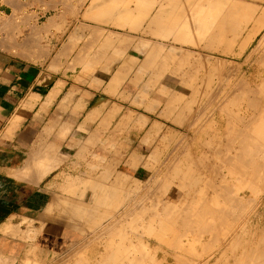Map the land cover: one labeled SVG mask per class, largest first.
<instances>
[{
	"label": "crops",
	"instance_id": "obj_1",
	"mask_svg": "<svg viewBox=\"0 0 264 264\" xmlns=\"http://www.w3.org/2000/svg\"><path fill=\"white\" fill-rule=\"evenodd\" d=\"M168 1L170 0H137V2L136 0H3V4L0 10L1 256L5 258H12L14 260H19L21 259V256H23V253H25L26 250L33 249L39 252L41 258H45L44 260L40 261L42 262V264H50L53 258L57 257V255H59L60 253V250L63 249V246L67 242L66 237L74 234V230L70 229L67 225L62 223V219L65 218L62 216V213L58 212L59 209H57V212H55L54 215L48 214L47 211L52 203H58V201H60L61 203L63 200L60 198L62 197L65 198L66 201L76 202V200L72 199L70 195H62V191L60 189L63 187H76V179L74 177L76 176L78 178V176L72 173L71 171L77 170L78 165L76 160L70 159L63 163L65 164V166H63V164L61 163V165L57 167V165L61 161L56 159L55 154H49L50 158L49 156L44 158L43 154H46V151H44V149L47 142H55L54 140L61 138L63 131L70 132V135H67L66 138H89L92 136V138H94V125H92L91 130H88V136H80V132L77 128H87L90 126V124H97L100 122L116 123L117 121L122 123L124 122L123 120H125L124 123L130 121V123L135 124L143 122L151 123L152 121L156 122L155 120L161 123L165 122L164 119H160L158 116L160 109L162 108V106H158V104L160 103V97L158 92H166L169 90L167 84L168 75L174 74L175 72L173 71V69L176 68V66L174 65L175 63L173 62L174 57L171 62L172 64L169 62V60H171L170 58L173 56L175 50L179 49V51H182L183 49H186V8L183 7L185 6L184 4L186 3V0H180L181 2L179 0H171L173 3L177 2L181 6V8L177 3H174L176 6L175 7L171 1ZM116 3H120V9L118 8L119 6L116 5ZM170 3L172 5H170ZM126 7H128L129 9L127 10ZM150 8L151 10H149ZM162 8H165L166 12L165 9L163 10ZM173 8H176V10L174 11ZM158 9H161L159 10V13ZM168 10L169 13H167ZM181 10L183 12L185 11V13L182 14L183 12L181 13ZM146 11L148 12L143 13ZM172 11L174 12L172 13ZM129 12L130 14H128ZM178 12L179 14L181 13L180 16ZM131 13L133 14L131 15ZM138 13H142L143 15H140ZM154 13L155 15L152 16V19L151 15ZM160 13H164L163 18L162 15L160 16ZM114 14H116V17ZM172 14L173 16L171 18H173L172 20L174 23H171L172 20L170 17H168ZM100 15L102 17H99ZM133 15H136V17H134ZM182 15L185 16V20ZM144 16H146V18H144ZM157 16L160 19H158ZM164 16H166L165 19ZM174 16L176 17V20L174 19ZM141 18L142 20L143 18L146 20L142 21ZM161 19H163L164 22L158 23V21H161ZM130 20H132L134 23H132V21ZM150 20L154 21L151 23ZM219 20V22H221L223 26L221 25V23L218 22V20H216V22H218L222 26V28H225V25L228 24L226 26V30L228 29L229 35L224 34L226 30H224L223 28V31L218 23L212 24L211 26H213V28H216L213 32L212 30L210 31L211 36H209L210 34H208L206 38L207 41H205L207 44L209 43L208 46H211L210 48L212 49L214 48L215 45L213 44H216L217 39L222 40V38H220L223 37L222 35L227 37L233 36L234 39L239 36V30H236V28L239 27L238 19L235 18L234 21L231 19L232 24L230 23L231 21L229 22V20L225 23L221 21V19ZM138 22L141 26H139ZM184 23L185 26H183ZM136 24L138 25V27ZM144 25L146 26V28ZM171 26L173 28H171ZM99 27L100 29H98ZM151 27L157 28H155L156 30L154 31V29H150ZM231 27L232 30L229 29ZM170 29L171 31L173 30L171 34L168 33L170 32ZM149 30L151 31L149 32ZM152 30L154 31V34L152 33ZM157 30L160 33L156 32ZM216 30L218 34L215 32ZM145 31H147V33H144ZM248 31L250 30L248 29ZM119 32L120 35L118 37ZM113 33L116 36L113 35ZM123 33L128 34L129 36L124 35ZM150 33L153 34L152 37ZM163 33H165V36H167L165 37ZM214 33L218 36H214ZM105 34L106 37L103 39ZM169 34L170 36H173L175 34V37L171 36L172 42L169 41L171 39ZM212 34L214 41L212 40ZM219 34H221V36ZM121 35L125 40L122 38ZM244 35L246 36L247 34L245 33ZM92 36H96L97 39L96 37L93 38ZM107 36L109 37V39ZM115 37L118 38L115 39ZM128 37H130L131 40L128 39ZM164 37L167 39H165ZM183 37L185 39H183ZM208 38H210L212 42ZM144 39L145 42H143ZM174 39L176 40V42H174ZM106 40L107 42L111 41L110 43H108V46H110L111 48L110 50L108 47H106ZM139 40L141 42V45L139 44L138 46H142L143 49L140 47L137 49V43H139ZM160 40L163 42H161ZM146 41H148V45ZM234 41L238 43L239 39L236 38V40ZM83 42L86 43L84 44ZM155 42L158 43L160 47ZM179 43L181 44L179 45ZM103 44H106V48L103 47ZM162 44L174 46L172 48L175 49L176 47V49H170V46L168 47V45H165V47L163 45V48ZM119 45H121V47ZM100 46L101 49H103L104 51L100 49ZM153 46L155 49L153 48ZM157 46L159 47V52L156 50ZM140 49H142V51ZM160 49H162V51ZM232 50H235V52L238 51L237 47L236 49L234 48ZM151 51L153 52V54ZM185 51L186 50H184V52ZM188 51L191 53L192 51L193 53L199 52L202 53V55L198 53L200 56L210 58L211 64L209 66H212V69H209V66L204 65V71H197L199 73L207 74L206 71H208V69L214 72L213 70H217L218 64L214 62L215 60H212V57L213 59L222 58L221 53L219 51L216 53V50L214 49L208 50L207 48H205L204 50L202 49L199 51L190 49ZM116 52L119 54L118 56ZM155 52H158V54H155ZM166 52L167 54L171 52L169 54L170 57L164 56ZM73 55L75 58L73 57ZM246 55L248 56V54ZM159 56L162 59H160ZM162 56L167 58H164ZM151 57H153V59ZM185 57L186 56L184 55L183 58L185 59ZM148 58L151 62H149ZM228 58H230L233 65L237 63L236 68L238 69L239 57L237 56V58H235L231 56ZM144 60L147 61L148 64L150 63L151 65H149L151 67L148 64L146 65V63H144ZM159 60H164L167 62V64H165L166 62H160ZM185 65L186 62L184 63V69L181 71V73L186 72ZM154 66L155 69L160 68L158 72L162 70L160 72L161 76L158 73L159 77H156L158 69L155 71ZM213 66L215 67V69H213ZM197 67L199 69L201 66L196 65L195 68ZM85 70H88L89 72H85ZM122 71L123 74L121 73ZM193 73L195 72H192L191 74ZM208 73L210 72L208 71ZM184 74L186 75V73ZM216 74H218V72ZM148 76H150V80L149 78L147 79ZM151 76L153 80L157 79V83H154L155 80H151ZM110 80H112V82H110ZM149 81H151V84ZM195 84L197 85L198 83H193L192 85H190V87H186V91H195ZM199 84L201 85V87L200 85H197V90H202V87L204 86H202V83ZM193 85L195 88L193 87ZM205 88L204 90H214L216 86H213V88L212 86H210L208 87V89L207 87ZM215 90H217V88ZM188 94L189 93H186V104L189 101L188 97L191 96V94L189 96ZM134 101H137V103L139 102L140 104L138 103L137 105V103H135ZM166 102L167 100H165L162 105H164V103ZM149 104L150 106H147ZM151 106L155 108L154 111L153 107L152 111L149 110V107ZM241 106L240 108H238L237 106L241 113L235 107L231 109L232 113H234L235 110L234 114L238 112L242 116L243 112H246V107L244 104L242 107ZM144 107L147 109H145ZM204 107L200 108L201 110H203L204 113H206L204 111ZM106 109L111 112L109 113ZM116 109H119L117 112L118 115L115 113ZM201 110L198 112L197 107H190L186 105V115L189 114V116H186V137H189V139H192V136L193 138H198V136L199 138L206 137L204 135L207 133L206 131L200 132V128L199 130H195V133V131H190L191 128L188 127L189 125L187 124V122L191 120L190 117L193 118V116H199ZM129 113L132 114L130 115ZM248 113L253 114L252 112H250V110ZM121 114H123L124 116ZM201 114L202 113H200V115ZM215 116L216 118L218 117V110L215 111ZM127 117L129 118V120L127 119ZM139 117L143 118L139 119ZM196 119L197 118H193L192 121L195 120L196 122ZM203 122L205 123L206 121L204 120ZM233 124L235 123H232V125ZM73 133L76 134L74 135ZM140 136H143V132H141L140 135H135V137ZM98 137L107 136L100 135ZM42 159L45 161H40ZM47 161L50 162V165L53 167V169L48 172V174H46L43 178L37 180L39 166L42 162L46 163ZM35 170L36 175L34 174ZM23 174L25 176H23ZM34 175L36 176V178ZM70 183L72 186L70 185ZM9 224L11 225V227L9 226ZM4 225L7 226L5 227ZM30 228L33 229L31 230ZM28 231H37L35 233L37 236L35 237L32 243L30 240L28 242L26 239V234ZM16 232L17 235H14ZM21 234L23 238L18 239Z\"/></svg>",
	"mask_w": 264,
	"mask_h": 264
},
{
	"label": "bare ground",
	"instance_id": "obj_2",
	"mask_svg": "<svg viewBox=\"0 0 264 264\" xmlns=\"http://www.w3.org/2000/svg\"><path fill=\"white\" fill-rule=\"evenodd\" d=\"M99 1H101V0H99ZM109 1V0H108ZM127 1V0H126ZM156 1H158V0H156ZM171 1V0H170ZM170 1H168V2H170ZM174 1H177V0H174ZM180 1V0H179ZM202 1H204L205 2V6H206V9H204V11L203 10H201V8L200 7H198V5L197 4H195V5H197V6H195V7H198L197 8V11L195 12V10H194V14L193 15H191V19H192V21H191V19H190V17H189V20H188V14L190 13V12H188L187 10H189V9H185L186 10V12L188 13V14H186L185 13V11L183 12L182 10L180 11L182 14H186L187 15V18H186V36H189V40H190V44L189 45H191V43L192 42H194L193 44H195L196 42H198V41H201V40H204V41H207V36H208V34H210V31L212 30V32L214 31V29L216 28V27H214L213 28V26H211L212 24H214V23H218L220 20H218V19H220L221 18V21H223L224 23L226 22V21H228V18H229V22L232 24V20L234 21L235 20V18H232V20H230V18L232 17V15H230L231 13H233V11L231 10L232 9V7H231V9H230V3L232 2V0H231V2L230 3H227L226 2V5L227 4H229V8H228V6H226L225 5V3H224V1L223 2H221L222 0H217V1H220V2H215V0H202ZM202 1L200 0V3L201 4H204V3H202ZM237 2H238V4H237V7H239L238 5H240L239 4V1L238 0H236ZM246 1H249V0H246ZM252 1V0H251ZM251 1L250 2H248V3H251ZM258 1V0H257ZM262 1V0H261ZM63 2V1H62ZM118 2V1H117ZM120 2V1H119ZM136 2H137V0H136ZM139 2V1H138ZM141 2V1H140ZM145 2V1H144ZM151 2V1H150ZM162 2H164V1H162ZM172 2V1H171ZM181 2V1H180ZM197 2V1H196ZM199 2V1H198ZM197 2V3H198ZM235 2V0L232 2V3H234ZM236 2V3H237ZM240 2H241V0H240ZM254 1H252V3H253ZM109 3H111V2H109ZM124 3V2H123ZM129 3V2H128ZM128 3H126V4H128ZM146 3V2H145ZM159 3V2H158ZM175 3V2H174ZM173 2H172V4L175 6V4L177 3H175L174 4ZM190 3V5H191V1L189 2ZM189 3H188V6H189ZM223 3V4H222ZM242 3V2H241ZM244 3V2H243ZM247 3V4H248ZM256 3H258V2H256ZM256 3H253V5H250V7H254V4H256ZM261 3V2H260ZM120 4V3H119ZM119 4H117L116 3V5H118L119 6ZM121 4H122V2H121ZM171 3H170V5H172ZM178 4V3H177ZM182 4H184V3H182ZM246 3H244V4H242L243 6L244 5H247ZM116 5H115V7H116ZM130 5V4H129ZM143 5H144V3H143ZM148 5H149V3H148ZM152 5V4H151ZM156 5V4H155ZM168 5H169V3H168ZM167 5V6H168ZM179 5V4H178ZM185 6H186V3L184 4ZM193 5V4H192ZM233 5V4H232ZM157 6V5H156ZM159 6V5H158ZM165 6H166V4H165ZM173 6V7H174ZM180 6V5H179ZM178 6V7H179ZM185 6H183L184 8H186ZM199 6H200V4H199ZM202 6V5H201ZM223 6V7H222ZM226 6V9H229V10H227V12L225 13L224 11L226 10V9H224V7ZM243 6L241 7L242 9H244L243 8ZM260 6V5H259ZM106 7V6H105ZM129 7V6H128ZM128 7H126V9L128 10L129 8ZM143 7V6H142ZM176 7V6H175ZM178 7H177V9H178ZM191 7V6H190ZM204 7V6H203ZM255 7H257L258 8V6H255ZM107 8V7H106ZM119 9H120V6L118 7ZM124 8H125V6H124ZM131 8V7H130ZM138 8V7H137ZM170 8H171V6H170ZM180 8H181V6H180ZM193 6H192V10H193ZM222 8L224 9V11L222 10ZM236 7H234V12H236L235 10H237V9H235ZM241 8H238V12H237V17H236V19L239 17L240 18V16H242V15H240L241 13H239V9H241ZM246 8H247V6H246ZM245 8V9H246ZM249 8V7H248ZM134 9H135V7H134ZM139 9H140V7H139ZM142 9V8H141ZM156 9V8H155ZM163 9V8H162ZM165 9V8H164ZM163 9V10H164ZM168 9H169V7H168ZM174 9V8H173ZM172 9V10H173ZM244 9V10H245ZM262 9H264L263 8V6H262ZM101 10V9H100ZM114 10V9H113ZM123 10V9H122ZM130 10H132V9H130ZM149 10H151V8L149 9ZM159 10H161V9H158V13H159ZM176 10V8L174 9V11ZM180 10V9H179ZM230 10H231V13L229 14L228 13V11L230 12ZM243 10V11H244ZM256 10V9H255ZM107 11V10H106ZM134 11H136V10H134ZM142 11V10H141ZM174 11H172V13L174 12ZM246 11H247V9H246ZM249 11H251V10H249ZM115 12V11H114ZM118 12V11H117ZM148 11H146V12H143V13H147ZM165 12H166V9H165ZM193 12V11H192ZM253 13L252 14H254V10L252 11ZM261 12V11H260ZM103 13H105V12H103ZM119 13V12H118ZM117 13V14H118ZM122 13V12H121ZM136 13V12H135ZM155 13H156V11H155ZM155 13L154 14H152L151 15V17L153 16V15H155ZM162 13V12H161ZM160 13V16L162 15V18H163V14H161ZM167 13H169V10H168V12ZM177 13V12H176ZM180 13V14H181ZM247 12H244L243 14H246ZM95 14V13H94ZM101 14V13H100ZM108 14V13H107ZM124 14V13H123ZM128 14H130V12L128 13ZM133 13H131V15H132ZM138 14H142V13H138ZM137 14V15H138ZM178 14H179V12H178ZM180 14H179V16H180ZM248 14V13H247ZM251 14V15H252ZM115 15V17H116V14H114ZM139 15V16H140ZM143 15V14H142ZM166 15V14H165ZM168 15V14H167ZM233 15H234V13H233ZM126 16H128V15H126ZM134 17H136V15H133ZM173 16V14L172 15H169L168 17H172ZM178 16V15H177ZM183 16V15H182ZM99 17H102L101 15L99 16ZM98 17V18H99ZM107 17V16H106ZM114 17V18H115ZM120 17V16H119ZM123 17V16H122ZM138 17V16H137ZM165 17L166 16H164V19H165ZM184 17V20H185V16H183ZM182 17V18H183ZM235 17V16H234ZM246 17H247V15H246ZM248 21H250V19L251 18H254V17H252V16H249L248 15ZM251 17V18H250ZM140 18V17H139ZM144 18H146V16H144ZM143 18V20H146V19H144ZM156 18V17H155ZM157 18H158V16H157ZM178 18V17H177ZM244 18H245V16H244ZM104 19V18H103ZM119 19V18H118ZM127 19V18H126ZM129 19V18H128ZM148 19H150V18H148ZM152 19H153V17H152ZM158 19H160V18H158ZM173 18H171V20H172ZM174 19L176 20V17L174 16ZM2 20V19H1ZM107 20V19H106ZM110 20V19H109ZM116 20V19H115ZM114 20V21H115ZM133 20V19H132ZM132 20H130V21H132ZM141 20H142V18H141ZM142 20V21H143ZM170 20V21H171ZM178 20V19H177ZM183 20V19H182ZM216 20H218V22H216ZM238 20H240L241 21V19H238ZM252 20V19H251ZM113 21V20H112ZM117 21V20H116ZM119 21V20H118ZM121 21H122V19H121ZM130 21H129V23H130ZM151 21V23L154 21V20H150ZM245 21H247V20H245ZM245 21H244V24H245ZM256 21V20H255ZM257 21H259V20H257ZM126 22H127V20H126ZM149 22V21H148ZM156 22H157V19H156ZM160 22H164L163 21V19H161V21H158V23H160ZM185 22V21H184ZM201 22H203V23H201ZM264 22V21H263ZM114 23H116V22H114ZM132 23H134L133 21H132ZM139 23V22H138ZM150 23V24H151ZM171 23H174L173 22V20L171 21ZM219 23H221V22H219ZM218 23V24H219ZM223 23V24H224ZM228 23V22H227ZM226 23V24H227ZM229 23V24H230ZM247 23V22H246ZM256 23V22H255ZM258 23H260V22H258ZM110 24V23H109ZM142 24V23H141ZM144 24V23H143ZM165 24V23H164ZM169 24V23H168ZM181 24V23H180ZM217 24V25H218ZM236 24V23H235ZM241 24V23H240ZM254 24V23H253ZM261 24H262V26H263V24L264 23H262L261 22ZM126 25V24H125ZM124 25V26H125ZM135 25V24H134ZM137 25V24H136ZM157 25V24H156ZM160 25V24H159ZM171 25V24H170ZM176 25V24H175ZM220 25V24H219ZM221 25H222V23H221ZM220 25V26H221ZM225 25V24H224ZM228 25V24H227ZM227 25H225V28H224V30H226V26ZM242 25V24H241ZM240 25V26H241ZM252 25V24H251ZM257 25L258 24H256V28H257ZM116 26H117V24H116ZM121 26H123V25H121ZM139 26H141L140 25V23H139ZM145 26V25H144ZM150 26V25H149ZM167 26V25H166ZM183 26H185V23H184V25ZM197 26H199V27H197ZM223 26V25H222ZM222 26H221V28H222ZM229 26H231V25H229ZM238 26V25H237ZM245 26H246V24H245ZM258 26H260V25H258ZM137 27H138V25H137ZM154 27V26H153ZM158 27V26H157ZM157 27H155V28H157ZM170 27V26H169ZM121 28V27H120ZM130 28V27H129ZM134 28H135V26H134ZM145 28H146V26H145ZM145 28H143V29H145ZM155 28H150V29H154V31L156 30ZM162 28V27H161ZM171 28H173L172 26H171ZM223 28H222V30H223ZM239 28V27H238ZM238 28H236V30L238 31L239 29ZM241 28H243V27H240V29ZM254 28H255V26H254ZM259 28V27H258ZM261 28H263V27H261ZM260 28V29H261ZM98 29H100V27L98 28ZM128 29V28H127ZM142 29V28H141ZM163 29V28H162ZM165 29V28H164ZM184 29V30H185ZM230 30H232V27L231 28H229ZM234 29V28H233ZM260 29H259V32H260ZM91 30H93V29H91ZM96 30V29H95ZM129 30H134V29H129ZM136 30V29H135ZM223 30V31H224ZM256 30H258V29H256ZM99 31V30H98ZM137 31V30H136ZM138 31H140V30H138ZM151 30H149V32H150ZM154 31L152 30V33L154 34ZM164 31V30H163ZM173 31V30H172ZM171 29H170V32H168V33H170L171 34ZM176 31V30H175ZM219 31V30H218ZM223 31H221V32H223ZM235 31V30H234ZM242 31H246V29L244 30H242ZM242 31L240 30L238 33H242ZM264 31V30H263ZM108 32H110V31H108ZM130 32H132V31H130ZM156 32H158V33H160L158 30L156 31ZM166 32V33H167ZM216 33H217V30L215 31ZM227 32V33H226ZM258 32V31H257ZM100 33V32H99ZM103 33V32H102ZM107 33V32H106ZM142 33V32H141ZM144 33H147V31H145ZM152 33H150V35H151V37L153 36V34ZM162 33V32H161ZM184 33H185V31H184ZM220 33V32H219ZM232 33V32H231ZM235 33H237V32H235ZM249 33V32H248ZM256 33V32H255ZM97 34V33H96ZM95 34V35H96ZM112 34V33H111ZM124 34V33H123ZM122 34V35H123ZM140 34V33H139ZM157 34V33H156ZM164 34V36H165V33H163ZM170 34H169V36H170ZM179 34H181V33H179ZM218 34V33H217ZM224 34L225 35H227L228 34V29L224 32ZM245 34V33H244ZM247 34V33H246ZM263 34V35H262ZM261 35V39L260 40H257V45H255L256 47H253L254 49H252V52L251 51H249L250 52V54H249V52H247V54L249 55V56H247V60H248V58L250 57V63H252L251 61H253L254 60V63H255V65H260V64H263V65H260V66H264V62L263 63H260V62H262V59H263V61H264V33H262ZM90 35V34H89ZM113 35H115L114 33H113ZM119 35H120V32H119V34H118V37H119ZM121 35V36H122ZM124 35H127V36H129L128 34H124ZM131 35V34H130ZM147 35V34H146ZM161 35V34H160ZM175 35V34H174ZM172 36V37H175V36ZM176 35H177V33H176ZM216 34L214 33V36H215ZM220 36H221V34H219ZM229 35V34H228ZM253 35H255L254 34V32H253ZM257 35V34H256ZM259 35V34H258ZM76 36V35H75ZM77 36H79V35H77ZM109 36V35H108ZM107 36V37H108ZM116 36V35H115ZM140 36V35H139ZM148 36V35H147ZM154 36H156V35H154ZM167 36V35H166ZM165 36V37H166ZM170 36V37H171ZM182 36V35H181ZM183 36H184V34H183ZM198 38H197V37ZM209 36H211V34L209 35ZM216 36H218V35H216ZM222 36H224V35H222ZM238 36V35H237ZM245 36V35H244ZM260 36V35H259ZM83 37V36H82ZM93 37V36H92ZM91 37V38H92ZM96 37V36H95ZM95 37H93V38H95ZM100 37V36H99ZM106 37V34H105V36L103 37V39ZM118 37H115V39L116 38H118ZM131 37V36H130ZM130 37H128V39H130ZM138 37V36H137ZM141 37H142V34H141ZM150 37V38H151ZM161 37V36H160ZM164 37V38H165ZM172 37H171V39L169 40L170 42H172L171 40H172ZM225 37V40H227L228 38H226L227 36H224ZM230 37V36H229ZM243 37V36H242ZM254 36H252V34H248V35H246L245 36V38H243V40H240L238 43H236V44H238L237 46H238V50H239V52L238 53H236L235 52V50H232V47H231V49L230 50H228L227 52H230L229 53V55H226V54H222V52H221V55H222V58L221 59H218V58H216V59H213V57H212V60L214 61V62H216V64H220V65H222V67H224V64H225V66H227L228 65V62H231V60L230 59H228V57H231V56H233V57H235V58H237V56L238 57H240V55L243 53V51L244 50H247V48L249 47L248 45H250L249 43L252 41V38H253ZM122 38H123V36H122ZM139 38V37H138ZM159 38V37H158ZM162 38H163V36H162ZM215 38V37H214ZM220 38H223V37H220ZM231 38H233V39H231ZM230 38V40H233L234 41V37L232 36ZM237 39H238V37H236ZM236 38H235V40H236ZM77 39V38H76ZM96 39H97V37H96ZM102 39V40H103ZM108 39H109V37H108ZM111 39V38H110ZM121 39V38H120ZM124 39V38H123ZM126 39H127V37H126ZM143 39V38H142ZM146 39V38H145ZM145 39H144V41L143 42H145ZM154 39H156V38H154ZM165 39H167V38H165ZM169 39V38H168ZM181 39V38H180ZM183 39H185L184 37H183ZM208 39H210V38H208ZM254 39V38H253ZM79 40V39H78ZM112 40H114V39H112ZM125 40V39H124ZM131 40V39H130ZM149 40V39H148ZM175 40V39H174ZM186 41H187V39H185ZM211 40V39H210ZM212 40H213V34H212ZM212 40H211V42H212ZM224 39H222V43H224L225 42V40L223 41ZM229 40V39H228ZM95 41H97V40H95ZM150 41H152V40H150ZM149 41V42H150ZM161 41V40H160ZM185 41V42H186ZM192 41V42H191ZM214 41V40H213ZM217 41H218V39H217ZM232 41V43H234ZM89 42V41H88ZM101 42V41H100ZM106 42H107V40H106ZM105 42V43H106ZM111 41H109V42H107V45H106V47H108L109 48V50L111 49L110 48V46H108L109 44L108 43H110ZM113 42V41H112ZM123 42V41H122ZM130 42V41H129ZM137 42V41H136ZM139 43H137V46L141 43L140 42V40L138 41ZM156 42H158V41H156ZM155 42V43H156ZM161 42H163V41H161ZM174 42H176V40L174 41ZM179 42V41H178ZM184 42V43H185ZM210 42V43H211ZM218 42H221V41H218ZM236 42V41H235ZM84 43V42H83ZM83 43H82V45H83ZM86 43V42H85ZM84 43V44H85ZM146 43H147V45H148V41H146ZM151 43V42H150ZM187 43H185V44H187ZM214 43V42H213ZM227 43L230 45V43H229V41L228 42H225V46H226V48L227 47H230V46H228L227 45ZM65 44H67V43H65ZM117 44V43H116ZM158 46H159V44L158 43H156ZM181 43H179V45H180ZM199 44V43H198ZM201 44V43H200ZM204 44H206V43H204ZM217 44V43H216ZM252 44V43H251ZM69 45V44H68ZM81 45V44H80ZM87 45V44H86ZM93 45V44H92ZM105 45L103 44V47H105ZM125 45V44H124ZM141 45V44H140ZM144 45V44H143ZM146 45V44H145ZM150 45V44H149ZM154 45V44H153ZM160 45H161V43H160ZM163 45L164 44H162V47H163ZM166 46L168 45V44H165ZM165 45H164V47H165ZM197 45V44H196ZM195 45V46H196ZM202 45V44H201ZM208 45H209V43H208ZM207 44H206V46H203L202 45V48H203V50L205 49V48H207L208 50H215L216 49V47L214 46V48L212 49V48H210L209 46H208ZM214 45V44H213ZM220 45V44H219ZM218 45V46H219ZM234 45V44H233ZM101 46H102V44H101ZM101 46H100V49H101ZM116 46V45H115ZM120 47H121V45H119ZM156 47V50L158 51L159 49V47ZM170 45H168V47H169ZM198 46V45H197ZM197 46H196V48H197ZM80 47V46H79ZM105 47V48H106ZM111 47H112V45H111ZM118 47V46H117ZM123 47V46H122ZM142 48V46H138L137 47V49L138 48ZM145 47V46H144ZM163 47V48H164ZM172 47H174V46H170V49H173V50H175L176 49V47H175V49L174 48H172ZM178 47V46H177ZM191 47H194V46H190V48ZM107 48V49H108ZM153 48H154V46H153ZM179 48V47H178ZM222 48H223V46H222ZM225 48V47H224ZM224 48H223V52H224ZM84 49V48H83ZM86 49V48H85ZM89 49V48H88ZM122 49V48H121ZM125 49V48H124ZM143 49V48H142ZM142 49H140L141 51H142ZM145 49V48H144ZM155 49V48H154ZM153 49V50H154ZM228 49V48H227ZM226 49V50H227ZM65 50V49H64ZM80 50H82V49H80ZM97 50H99V49H97ZM101 50H103V49H101ZM116 50H117V48H116ZM115 50V51H116ZM126 50V49H125ZM140 50H139V52H140ZM161 51H162V49H160ZM164 50V49H163ZM167 50V49H166ZM180 50H182V49H180ZM184 50H186V49H183L182 50V52H180L179 51V49L178 50H176L175 52H180V53H182V54H184L185 56H186V58H187V52L189 53V51H185L184 52ZM196 50V49H195ZM198 50V49H197ZM202 50V49H201ZM217 50V49H216ZM225 50V51H226ZM71 51V50H70ZM77 51V50H76ZM104 51V50H103ZM114 51V50H113ZM168 51V50H167ZM171 51V50H170ZM93 52V51H92ZM109 52V51H108ZM111 52V51H110ZM122 52V51H121ZM138 52V51H137ZM152 52V51H151ZM159 52V51H158ZM158 52H155V54L157 53L158 54ZM172 52V51H171ZM171 52H169L168 54H167V52H166V54L164 55V56H169V54L171 53ZM107 53V52H106ZM117 53V52H116ZM186 53V54H185ZM192 53H193V51H192ZM191 53V54H192ZM195 54H198L199 52H194ZM193 53V54H194ZM216 53H217V51H216ZM216 53H215V55H216ZM260 54V56H259V58H262V59H259V58H257V57H254V54ZM98 54V53H97ZM119 54H120V51H119ZM118 53H117V56L119 55ZM152 54H153V52H152ZM154 54V55H155ZM160 54H161V52H160ZM164 54V53H163ZM162 54V55H163ZM173 54V53H172ZM181 54V55H182ZM190 54V56H192ZM199 54H201L202 55V53H199ZM199 54L197 55L198 57H199V59H200V56H199ZM109 55V54H108ZM112 55V54H111ZM123 55V54H122ZM174 55H175V53H174ZM174 55L170 58V59H173V57H174ZM176 55H178L177 53H176ZM204 55V54H203ZM90 56V55H89ZM88 56V57H89ZM144 56V55H143ZM152 56V55H151ZM164 56H162V57H164ZM189 56V55H188ZM196 56V55H195ZM207 56V55H206ZM209 56V55H208ZM243 56V55H242ZM73 57H74V55H73ZM80 57V56H79ZM100 57V56H99ZM112 57V56H111ZM120 57H121V55H120ZM154 57V56H153ZM153 57H151L152 59H153ZM160 57V56H159ZM170 57V56H169ZM168 57V58H169ZM181 56L179 55V57H178V59L180 58ZM211 57V56H210ZM72 58V57H71ZM75 58V57H74ZM82 58V57H81ZM110 58V57H109ZM150 58V59H151ZM164 58H167V57H164ZM190 58V57H189ZM189 58H187L186 60H188ZM205 58V60L203 59V58H201V61H202V59L205 61V64H204V62H203V64L204 65H206V66H209L211 63H210V58L209 57H204ZM215 58V57H214ZM245 58L246 57H244V60H245ZM78 59V58H77ZM80 59V58H79ZM111 59V58H110ZM156 59H157V56H156ZM160 59H162L161 57H160ZM180 59H182V58H180ZM180 59H179V63H181V61H180ZM196 59V58H195ZM195 59L193 60H191L192 62L193 61H195ZM198 59V60H199ZM86 60H87V58H86ZM137 60V59H136ZM147 60V59H146ZM148 60H149V58H148ZM165 60V59H164ZM164 60H161V61H164ZM174 60V59H173ZM183 60H184V58H183ZM186 60L184 61V63L186 62ZM197 60V61H198ZM236 60V59H235ZM261 60V61H260ZM85 61V60H84ZM160 61V60H159ZM158 61V62H159ZM73 62H74V60H73ZM90 62V61H89ZM105 62V61H104ZM149 62H151L150 60H149ZM154 62V61H153ZM157 62V63H158ZM166 62V61H165ZM177 61H175L174 63H176ZM199 63H200V61H198ZM213 62V63H214ZM234 62V61H233ZM238 62H239V60H238ZM70 63V62H69ZM80 63V62H79ZM130 63V62H129ZM144 63H146V65L148 64V62L147 61H145L144 60ZM171 63V62H170ZM178 63V62H177ZM187 63H188V61H187ZM187 63H186V65H187ZM195 63H196V61H195ZM194 63V64H195ZM212 63V64H213ZM232 63V62H231ZM257 63V64H256ZM97 64H98V62H97ZM132 64V63H131ZM150 64V63H149ZM148 64V65H149ZM154 64V63H153ZM159 64V63H158ZM166 64H167V62H166ZM172 64V63H171ZM190 64V63H189ZM216 64H215V66H216ZM235 64V63H234ZM237 64V63H236ZM74 65V64H73ZM76 65V64H75ZM91 65V64H90ZM94 65V64H93ZM126 65V64H125ZM144 65V64H143ZM151 65V64H150ZM149 65V66H150ZM175 66H176V64H174ZM180 65V64H179ZM195 65H197V64H195ZM200 65V64H199ZM201 65H202V63H201ZM203 65V66H204ZM217 65V70L215 69V67L213 66V69H215V70H213L214 72L215 71H217L218 72V74H223L222 73V69H220L221 68V66H218ZM244 65V64H243ZM255 65L253 66V65H251L249 68H248V70H247V72L246 73H248V75H250V77L247 79V80H249L248 82H244L243 80H241V78H239L238 77V80H237V78H235V80L233 81V87L231 86V89L229 90V91H231V92H229L230 93V98H231V101L232 102H234L233 104L231 103V101H228V102H230L229 104H232L231 106L233 107L234 105H235V107H236V105H239L238 103H241L240 101H242L243 102V104L245 105V107H246V112H243V114H242V118L240 117H238V112L236 113V114H234L235 113V110H234V113H232V110L230 111L229 110V108H228V104H227V102H226V104H224V101L221 103L222 104V106H221V104H220V108L218 107V109L216 108V106H218L217 104H215L214 105V107L213 106H211V104H212V101H213V103H214V100H212L213 98H215V97H213L212 99H211V104L209 103L208 104V102H210L209 100H206L207 99V97L205 96V100L207 101V106L209 107V105L211 106L210 107V111H208L209 113H211V108H212V110H215V109H217L218 110V114H219V116L220 115H226V116H229V115H232L233 117H228L229 119H230V121H227V120H225V123H226V121L227 122H230V123H228L230 126H226V127H224V129L225 130H222V128L223 127H221L220 129H221V135L222 136H217V135H215V134H213L212 133V135H210L209 134V132H208V134L209 135H207V134H204V132H205V128L204 129H202L203 128V126L201 127V125L199 126L200 128H201V131L200 132H202V131H204L203 132V134L206 136V137H201V141H199V139H195V140H198V144L197 145H199V151H201V152H199V153H201V154H198V156H201V157H198V158H194V157H191V156H194V155H192V154H190V152H189V156H187L185 153H187L188 154V150L187 149H190V146H189V144H191L190 143V141L193 139V136H192V139L189 141V143H187L188 144V146H189V148H185L187 151H185V153H184V151H180V154H181V152H182V155L184 156H182V155H180V158H181V156L183 157V160H185L184 158H185V155H186V158L188 157V160L186 159V162L185 161H183V162H185L186 164H188V165H191L190 166V168L193 166V169H195L194 167H195V165L197 166L198 165V168H199V171L200 172H202V170H203V172H205V173H203L202 172V175H206L207 176V174L206 173H213V174H216L215 176H217V177H219V175L221 174V173H219V172H221L220 171V165H222L223 166V162H224V164H226V163H230V164H232V165H229V166H232V167H228L231 171H230V175H234V174H236V176L239 178V180L242 182V178H244V180H245V178L248 180V183L247 184H242L241 185V183H240V181H239V183L240 184H236L235 182H233V181H235V178L232 176V178H234V179H230L233 183H235V184H233L231 181H229V177H223L222 175L220 176V177H222V179L220 180V178H218V182L217 183H219V184H217V183H215V182H212V179H210V178H212V176H211V174H210V177H207V178H209L208 179V181L210 180V182H208L207 183V179H204V181L202 180V183H203V188L201 187L202 185L201 184H199L200 182H201V179H199V175H197L198 173H199V171H197L196 169H195V172H193L194 170H192V168L191 169H178L177 167V165L179 164V163H177L180 159H178V161L176 160V163L175 162H173V163H166L165 165H164V167H162V168H165L166 170H164L163 169V172L164 171H171V170H169V169H171L170 167L168 168V164H170V166L172 167V169L173 168H175V169H173L174 170V172L175 173H173L174 175L173 176H175L176 178H178V179H182V180H180V181H183V180H185L186 181V179H185V177L186 176H188V177H190L189 175L191 174L192 175V178H193V176H196L197 175V177H198V179H199V181L198 180H195V178L193 179V184H191L192 183V181H188V183H181L182 185L183 184H185V187H186V185H188V189H187V192H185L186 190H183L187 195H184V199H187V200H185V201H183L182 200V202L180 201L181 199H182V197H181V199H179V202L176 200V204H177V202L179 203V205H175V207H174V204H175V201L174 202H172V203H174L173 204V206H172V204H170L169 203V201L167 202L166 200H164V198L163 199H159V198H157V197H159V196H163L164 194H165V192L163 191V192H161L164 188L162 187V190L161 189H156V187H157V185L159 186L160 184V180H157V181H159V183L156 185V187H155V189L156 190H158V191H160L159 192V194H158V191H155V192H157L156 194H158L157 196H155L154 198H152V199H150L149 197H151V193H153V195L152 196H154V191L153 192H151L150 194H148L149 193V191L153 188L152 186V188L150 189V190H147L146 188V184L145 183H147L148 181H150L151 180V178L153 177H151V178H149L150 180H146L147 182H144V184L145 185H143V186H145L146 188H145V190H147L146 192H148L147 194L145 193V191H144V193H143V197L146 199L145 201H147L148 200V198L150 199V200H153V204H154V202L157 204V205H159L158 203H162V205H160V207L162 206V208H163V210H161L162 211V216L160 215V211H159V213L158 212H156V207L158 208V206L156 205V207H155V210H154V212H156V214H154V216H153V210L151 209V206L149 205V202H148V206L146 205V207H149L150 206V208H148L147 209V211L146 212H148L150 209V211H152L151 213H152V218H151V220H153V218H159V217H162V219H164L163 218V215H169L170 214V216H172L173 214V212L172 211H170V210H174V211H177L176 209L178 208V211L177 212H175V215L174 216H172L171 218H172V220L171 219H169V217H167L170 221V223L168 222V225H173L174 223H177V224H180V227H181V225L184 227L183 229L184 230H187L188 228L189 229H192L191 231L193 232V228L194 227H196V226H200V228L199 229H201V231L200 230H197V235H200V237L199 238H201L202 236H204V238L205 237H210V240H207L208 242L209 241H211V242H216V244L217 243H219V245L217 244V247L219 248V249H221L222 250V252L221 253H218L219 255V257L218 258H216L215 257V255H213V254H211V255H209L207 258H205V260H203V261H201V259H200V261L198 262V260L195 262L193 259H192V257L195 259V254L196 253H198V252H196L195 253V251L197 250V248H199V247H197L196 248V250L194 251V249L192 250L191 248V250H192V253H191V250H189L190 251V253L191 254H193V251H194V255H192L191 256V254H190V259L189 260H191L190 262V264H264V227H262L263 225H264V218H263V216L262 215H264V189L262 188V190L259 188L260 187V185H259V183H258V181H256V184H255V179L257 180L258 178H256V177H260V174H259V172L262 174L263 172H264V70L260 73V68H257V67H255ZM79 66V65H78ZM123 66V65H122ZM148 66V67H149ZM158 66V65H157ZM169 66V65H168ZM181 66V65H180ZM184 66V65H183ZM202 66V67H203ZM231 66V69H229V70H226V77H227V75H228V71H230V75L232 74L231 73V71H234L235 69L234 68H232V66H233V64H231V65H229V67ZM103 67H105V66H103ZM151 67V66H150ZM159 67V66H158ZM161 67H162V65H161ZM177 67V66H176ZM194 67V66H193ZM192 67V68H193ZM205 67V66H204ZM203 67V68H204ZM220 67V68H219ZM255 67V68H254ZM88 68V67H87ZM117 68V67H116ZM115 68V69H116ZM125 68V67H124ZM141 68V67H140ZM168 68V67H167ZM174 68V67H173ZM187 68V67H186ZM185 68V69H186ZM190 68H191V66H190ZM198 68V67H197ZM212 69V66H209V69ZM257 68V69H256ZM89 69V68H88ZM93 69V68H92ZM91 69V70H92ZM122 69V68H121ZM153 69V68H152ZM154 69H155V66H154ZM158 69V68H157ZM157 69H155V71L157 70ZM160 69V68H159ZM159 69L157 70V75H156V77L158 76L159 77V75H160V72L162 71H160V72H158L159 71ZM171 69H172V67H171ZM202 68L200 67V69H199V71L201 70ZM208 69V70H209ZM264 69V68H263ZM81 70V69H80ZM90 70V69H89ZM120 70V69H119ZM142 70V69H141ZM174 70V69H173ZM176 70V69H175ZM180 70V68L178 69L177 68V71L176 72H178ZM190 70H192V72H194L193 71V69H190ZM203 70V69H202ZM88 71V70H87ZM86 70H85V72H87ZM163 71H164V69H163ZM170 71V70H169ZM172 71V70H171ZM187 71H188V69H187ZM89 72V71H88ZM115 72H116V70H115ZM153 72V71H152ZM173 72V71H172ZM179 72H181V70L179 71ZM197 72V71H196ZM195 72V73H196ZM203 72V71H202ZM210 72V75H211V70L209 71ZM214 72H212V73H214ZM217 72H215L214 74L215 75H218V74H216ZM122 74H123V71L121 72ZM143 73V72H142ZM158 73H159V75H158ZM183 73V72H182ZM184 73H186V75H187V72H184ZM183 73V74H184ZM189 73V72H188ZM206 73H208V71H206ZM84 74V73H83ZM113 74V73H112ZM115 74V73H114ZM156 74V73H155ZM154 74V75H155ZM176 74V73H175ZM196 74H198L199 75V72L198 73H196ZM209 74V73H208ZM117 75V74H116ZM121 75V74H120ZM144 75V74H143ZM173 75V74H172ZM181 75V73L179 74V75H177V76H180ZM185 75V74H184ZM190 75V74H189ZM194 75V74H193ZM193 75H192V77H193ZM213 75V74H212ZM224 75V74H223ZM229 75V76H230ZM88 76V75H87ZM126 76H127V74H126ZM161 76V75H160ZM183 76V75H182ZM181 76V77H182ZM204 76V73H202V78H205V77H203ZM209 77V78H212V77H214V76H209V75H207L206 74V77ZM111 77H113V76H111ZM155 77V76H154ZM155 77V78H156ZM180 77V78H181ZM187 78H188V76H186ZM191 77V76H190ZM217 77V76H216ZM219 77V76H218ZM248 77V76H247ZM85 78H87V77H85ZM149 78V80H150V76H148L147 77V79ZM151 78H152V76H151ZM184 78V77H183ZM195 78H197V77H195ZM195 78H192V79H195ZM200 78H201V76H200ZM202 78H201V80H200V82L202 81V83L205 81V79H207V78H205L204 80H202ZM208 78V79H209ZM224 78V77H223ZM191 79V80H192ZM218 78H215V80H217ZM225 79V78H224ZM233 79V78H232ZM241 81H240V80ZM113 80V79H112ZM112 80H110V82H112ZM114 80H115V78H114ZM124 80V79H123ZM152 81H154L153 80V78L151 79ZM184 79H182V81H183ZM197 80V79H196ZM199 80V79H198ZM221 80V79H220ZM239 81V82H237V81ZM119 81V80H118ZM146 81V80H145ZM157 81V79L155 80V82L154 83H157L156 82ZM185 81V80H184ZM183 81V82H184ZM193 81V80H192ZM218 81V80H217ZM217 81H215V84L217 83L218 84V86L216 87L217 88V92L220 94V92H219V88H221L220 86H219V84H220V82H217ZM230 81V80H229ZM246 81V80H245ZM150 82V84H151V81H149ZM186 82V81H185ZM191 82V81H190ZM199 82V83H200ZM207 82H208V80H207ZM209 82L210 83H208V84H212L211 82H214V81H211V79L209 80ZM235 82H237L238 84L235 86ZM118 83V82H117ZM137 83V82H136ZM197 84V85H200V84ZM231 83V82H230ZM135 84V83H134ZM149 84V83H148ZM147 84V85H148ZM153 84V83H152ZM186 84V83H185ZM205 85H206V83H204ZM202 85V86H205V85ZM221 84H223V83H221ZM190 85H192V84H190ZM196 84H195V87H194V85H193V87L196 89L195 90V92L197 91V86ZM224 85H225V82H224ZM153 86V85H152ZM183 86V85H182ZM186 86H187V84H186ZM209 85H207V87H208ZM211 86V85H210ZM215 86V85H214ZM118 87V86H117ZM147 87V86H146ZM188 87V86H187ZM200 87H201V85H200ZM199 87V88H200ZM206 87V86H205ZM205 87H202V92H204V93H206V92H210L211 90H209L208 88V91H204V88ZM219 87V88H218ZM224 87L225 86H223L222 88L223 89H221L220 91H221V93H223V91H224ZM229 87V86H228ZM144 88V87H143ZM148 88V87H147ZM150 88V87H149ZM154 88V87H153ZM212 88H213V86H212ZM215 88V89H216ZM193 89V88H192ZM206 89V88H205ZM214 89V90H215ZM229 89V88H228ZM227 89V90H228ZM191 91V90H190ZM194 91V90H193ZM212 91H213V89H212ZM160 92V91H159ZM175 92V91H174ZM192 92V91H191ZM199 92V91H198ZM198 92H196L197 93V97H198ZM201 91H200V93L203 95V97H204V94L202 93ZM208 92V93H209ZM214 92V91H213ZM171 93V92H170ZM207 93V94H208ZM212 93V92H211ZM211 93H209V94H211ZM228 93V92H227ZM228 93V94H229ZM123 94V93H122ZM192 94V93H191ZM206 94V95H207ZM224 94H225V92H224ZM142 95H143V93H142ZM141 95V96H142ZM171 95V94H170ZM175 95V94H174ZM172 96L173 98H174V100H175V96ZM190 95V93L188 94V96ZM193 95V94H192ZM195 95V94H194ZM193 95V96H194ZM211 95H213V96H216V98H215V100L216 99H218L217 98V94H211ZM221 95V94H220ZM227 95V94H226ZM120 96V95H119ZM177 96V95H176ZM181 96V95H180ZM179 95H178V98L180 97ZM183 96V95H182ZM199 96H200V94H199ZM208 96V95H207ZM222 97H223V94L221 95ZM184 97V96H183ZM182 97V98H183ZM209 97V96H208ZM212 97V96H211ZM221 97V98H222ZM227 96H225L224 98H222V100H228L227 98H226ZM135 98V97H134ZM182 98H180V99H182ZM189 98H192V96L190 97L189 96ZM199 98V97H198ZM201 98H202V96H201ZM201 98H200V100H199V102H201ZM168 99H170V97H168ZM179 99V100H180ZM220 99V98H219ZM218 99V101H220L221 102V99L219 100ZM172 98L169 100V103L167 104L166 103V105L164 104V108H165V110H168V108L172 105V101H174ZM192 100H193V98H192ZM195 100V99H194ZM193 100V101H194ZM196 100H197V98H196ZM195 100V101H196ZM181 101V100H180ZM185 101H187V100H185ZM205 101V102H206ZM135 103H137V101H134ZM133 102V103H134ZM220 102H217V100L215 101V103H220ZM134 103V104H135ZM139 103V102H138ZM138 103H137V105H138ZM159 103V102H158ZM174 104H175V101L173 102ZM177 103H178V101L176 102V105H177ZM236 103V104H235ZM140 104V103H139ZM151 105H154V104H151ZM157 105V104H156ZM155 105V106H156ZM202 105H203V101H202ZM224 105V106H223ZM242 105V104H241ZM140 106V105H139ZM138 106V107H139ZM147 106H150V104L149 105H147ZM163 106V105H162ZM174 106L175 105H173V107L171 108L170 107V109H173L174 108ZM180 106H181V104H180ZM185 106V105H184ZM205 106H206V103H205ZM230 106V107H231ZM243 106V105H242ZM241 106V107H242ZM121 107V106H120ZM152 107L153 106H151V107H149V110H151L152 111ZM176 107V106H175ZM183 107V106H182ZM199 108L200 107H204V105L203 106H198ZM208 107L206 108V107H204V111L206 112V109L208 110ZM108 108V107H107ZM145 108V107H144ZM151 108V109H150ZM180 108V107H179ZM178 108V109H179ZM198 108V112L201 110V108L199 109ZM214 108V109H213ZM237 108V107H236ZM238 108H240V106H238ZM237 108V109H238ZM114 109V108H113ZM145 109H147V108H145ZM154 107H153V111H154ZM162 109V111H163V108H161ZM176 109V108H175ZM203 109V108H202ZM236 109V110H237ZM106 110H108V109H106ZM110 110H111V108H110ZM117 110V109H116ZM148 110V111H149ZM185 111H186V109H184ZM216 110V111H217ZM243 110V109H242ZM249 110H250V112H252L253 114H250V113H248L249 112ZM115 111V110H114ZM128 111V110H127ZM127 111H125V112H127ZM130 111V110H129ZM150 111V112H151ZM162 111H160V112H162ZM174 111V110H173ZM172 111V112H173ZM177 111V110H176ZM176 111H175V113L173 114V116L172 117H174V115H175V117H177L176 119L178 120L179 118H178V112L176 113ZM181 111V110H180ZM188 111V110H187ZM196 111V110H195ZM244 111V110H243ZM108 112H109V110H108ZM111 112V111H110ZM109 112V113H110ZM132 112V111H131ZM135 112V111H134ZM133 112V113H134ZM146 112V111H145ZM166 112V113H165ZM169 112V111H168ZM171 112V111H170ZM183 112V111H182ZM191 112V111H190ZM197 112V113H198ZM240 113H241V111H239ZM158 113V112H157ZM164 113V115L165 114H167V111H164L163 112ZM189 113V112H188ZM196 113V114H197ZM200 113H202V114H204V112H203V110H201V112ZM200 113H199V116H200ZM117 114V113H116ZM130 114V113H129ZM132 114V113H131ZM130 114V115H131ZM136 114V113H135ZM139 114V113H138ZM169 114V113H168ZM167 114V116H168V118H169V115ZM176 114H177V116H176ZM182 114V113H181ZM180 114V115H181ZM109 115H111V114H109ZM118 115V114H117ZM121 115H123V114H121ZM120 115V116H121ZM128 115V114H127ZM163 114H160V116H162ZM179 115V116H180ZM195 115V114H194ZM208 115H211V114H208L207 113V115L206 114H204V116H206V119H207V116ZM238 117H236V116ZM250 115H251V117H250ZM114 116H116V115H114ZM124 116V115H123ZM125 116H126V114H125ZM137 116V115H136ZM182 116V115H181ZM180 116V117H181ZM186 116H189V114L188 115H186ZM192 116H193V114H192ZM203 115H201L200 117H201V119H204L205 120V118H203L202 117ZM215 116V115H214ZM225 116V117H226ZM240 116V115H239ZM111 117V116H110ZM131 117V116H130ZM164 117V116H163ZM162 117V118H163ZM172 117H171V119L169 120V121H172ZM183 117V116H182ZM198 117V116H197ZM196 116H193V118L195 119V118H197ZM224 117V118H225ZM235 117V119H233ZM141 118H143V117H139V119H141ZM165 118H166V120H168V118L166 117V115H165ZM165 118H164V120H165ZM187 118V117H186ZM192 117H190V121H192V119H193ZM227 118V119H228ZM231 118L235 121L236 120V122H237V124L235 125V124H233L232 125V123H234V121L232 122L231 121ZM246 119V120H244V119ZM109 119V118H108ZM119 119V118H118ZM124 119V118H123ZM125 119H126V117H125ZM127 119L129 120V118L127 117ZM199 117L197 118V121H199ZM131 120H132V118H131ZM154 120V119H153ZM174 120V119H173ZM180 120H182V123H183V120L184 119H180ZM180 120H178L179 122H180ZM245 122H244V121ZM124 122H125V120H123ZM156 122H154L155 123V126L157 125L156 123L158 122L157 120H155ZM189 121V122H190ZM203 121V120H202ZM212 120H210V121H206V122H211ZM117 122V121H116ZM130 122V121H129ZM150 122V121H149ZM153 122V121H152ZM151 122V123H152ZM175 122H177V121H175ZM179 122H177L176 123V125L178 126V124H179ZM187 122V124L189 125H187L188 127H192V125L193 124H191V123H196L195 122V120L194 121H192V122ZM201 122V120L199 121V122H197V123H200ZM206 122L205 123H203V125L205 124V125H207V126H209V127H207V126H205V127H207V129L208 128H210V125H208V124H210V123H207L206 124ZM214 121H212V123H213ZM235 122V123H236ZM121 123V122H120ZM123 123V122H122ZM158 123H160V122H158ZM174 123V122H173ZM181 122H180V124L179 125H181L182 124ZM202 123V122H201ZM211 123V124H212ZM103 124V123H102ZM118 125H119V123H117ZM124 124V123H123ZM129 124V123H128ZM127 124V125H128ZM133 124V123H132ZM132 124H131V126H132ZM214 124V123H213ZM212 124V125H213ZM126 125V124H125ZM125 125H123V126H125ZM150 126H151V124H149ZM148 125V126H149ZM159 125V124H158ZM157 125V126H158ZM227 125V124H226ZM122 126V125H121ZM135 126H137V128H139L138 127V124L136 125V124H134V127ZM156 126V127H157ZM163 126V125H162ZM182 126V125H181ZM193 126H195V125H193ZM197 126V125H196ZM224 126V125H223ZM103 127V126H102ZM154 126L152 125L150 128L152 129ZM180 127V126H179ZM183 127V126H182ZM198 127V126H197ZM101 128V127H100ZM115 129L114 130H116V126L114 127ZM126 127H123V129H125ZM129 128V127H128ZM140 128H142L141 126H140ZM149 128V129H150ZM170 128V127H169ZM184 128H185V126H184ZM190 128H188V129H190ZM195 128V127H194ZM199 128V129H200ZM112 129V128H111ZM121 129V128H120ZM130 129V128H129ZM131 129H132V127H131ZM143 129V128H142ZM163 129V128H162ZM164 129L166 130V128L164 127ZM196 129H198V128H196ZM195 129V130H196ZM206 129V130H207ZM113 130V129H112ZM127 130V129H126ZM133 130H134V128H133ZM135 130H137V129H135ZM152 130H155V129H152ZM157 130V129H156ZM171 130V129H170ZM192 130V129H191ZM190 130V131H191ZM195 130H193V131H195ZM212 129H210V131H211ZM98 130H96V132H97ZM100 131V130H99ZM124 131V130H123ZM142 131V130H141ZM217 131V130H216ZM93 132V131H92ZM146 132V131H145ZM171 132V131H170ZM189 132V131H188ZM99 132H97V134H98ZM115 133H116V131H115ZM119 133H120V131H119ZM165 133H166V131H165ZM192 133V132H191ZM195 133H196V131H195ZM217 133H218V131H217ZM95 134V133H94ZM110 134V133H109ZM101 135V134H100ZM99 135V136H100ZM115 135V134H114ZM144 136H145V134H143ZM151 135V134H150ZM162 135V134H161ZM170 135V134H169ZM168 135V136H169ZM188 135H190V134H188ZM224 135H226V136H224ZM92 136V135H91ZM112 136H113V134H112ZM167 136V135H166ZM174 136V135H173ZM183 135H181V137H182ZM93 137V136H92ZM109 137V136H108ZM141 137V136H140ZM154 137H156V136H154ZM223 137V138H222ZM99 138V137H98ZM126 138V137H125ZM151 138H153V137H151ZM150 138V139H151ZM160 138V137H159ZM189 138V137H188ZM197 138V137H196ZM198 138H199V136H198ZM225 138L226 139H231L232 141H233V143H230V142H232L231 140H229L230 142H227L226 140H225ZM88 140L90 139V138H87ZM100 139V138H99ZM114 139V138H113ZM127 139V138H126ZM140 139V138H139ZM142 139V138H141ZM144 139V138H143ZM167 139H170V137H168ZM185 139V138H184ZM212 139L214 140V139H216L217 141H218V143H217V141H216V145H218V146H216V147H214V146H212V143H211V141H212ZM222 141H221V140ZM225 141H224V140ZM109 140V139H108ZM112 140V139H111ZM110 140V141H111ZM149 140V139H148ZM171 140V139H170ZM211 140V141H210ZM85 141V140H84ZM90 141V140H89ZM115 141V140H114ZM124 141V140H123ZM128 141V140H127ZM139 141V140H138ZM142 140H140V142H141ZM151 141L152 140H150L149 141V144H151ZM182 141H184V140H182L181 139V142ZM185 141H187V137H186V140ZM220 141V142H219ZM235 141V142H234ZM92 142V141H91ZM90 142V143H91ZM94 142V141H93ZM97 142V141H96ZM130 142H131V140H130ZM153 142V141H152ZM155 142V141H154ZM156 142H158V140H156ZM162 142V141H161ZM167 142H168V140H167ZM174 142V141H173ZM176 142V141H175ZM180 142V141H179ZM178 142V144H181V142L179 143ZM192 142V141H191ZM196 142V141H195ZM82 143V142H81ZM95 143V142H94ZM103 143V142H102ZM114 143V142H113ZM148 143V142H147ZM164 143V142H163ZM184 143V142H183ZM214 143V142H213ZM97 144V143H96ZM118 144V143H117ZM122 144V143H121ZM126 144H127V142H126ZM155 144V143H154ZM157 144V143H156ZM174 144V143H173ZM176 144V143H175ZM80 145V144H79ZM108 145H111V143H109ZM153 145V144H152ZM161 145V144H160ZM183 145V144H182ZM77 146V145H76ZM82 146H83V144H82ZM100 146V145H99ZM106 146V145H105ZM104 146V147H105ZM122 146V145H121ZM149 146V145H148ZM178 146V145H177ZM176 146V147H177ZM185 146V145H184ZM53 147H55V146H53ZM79 147V146H78ZM111 147H112V145H111ZM156 146H154V148H155ZM157 147H158V145H157ZM180 147H182V146H180L179 145V147H178V150H179V148ZM50 148V147H49ZM58 148V147H57ZM91 148V147H90ZM93 148V147H92ZM107 147H105V149H106ZM115 148V147H114ZM127 148V147H126ZM142 148V147H141ZM152 148V147H151ZM159 148V147H158ZM173 148V147H172ZM174 148H175V145H174ZM184 148L182 147L181 149L182 150H184ZM157 149V148H156ZM168 149V148H167ZM192 149V148H191ZM48 150V149H47ZM57 150V149H56ZM104 150V149H103ZM107 150V149H106ZM122 150V149H121ZM130 150V149H129ZM137 150V149H136ZM139 150V149H138ZM150 150V149H149ZM153 152H154V150L155 149H151ZM151 150H150V152H151ZM173 150V149H172ZM175 150V149H174ZM46 151V150H45ZM75 151H77V150H75ZM74 151V152H75ZM86 151V150H85ZM119 151V150H118ZM116 149H113V148H109V153L111 154L110 155V157H109V159L108 160H106L105 161V164L104 165H101V166H95L96 165V163L98 162L99 164H97V165H100V163H102V161L103 160H105L104 158L103 159H101L102 157L101 156H97L96 155V157H94L95 159H97V161L94 159V158H91V159H94V161H96V163H94L93 162V166H91V167H93V168H95L96 170L97 169H101L102 170V172L103 173H105L103 176L105 177V175H106V173H107V175H108V178L109 179H112V180H110V185H108V186H113V185H122V186H124L123 184H125V182L127 183V181L129 180H127V177H125V174L124 173H121L120 171H118V173H117V175L115 174L116 173V165L120 162L119 161V158H121V157H119L120 155H123V153H121V154H119V152H118ZM156 152H158L157 150H155ZM171 151V150H170ZM55 152V151H54ZM57 152V151H56ZM79 152V151H78ZM83 152V151H82ZM121 152H123V151H121ZM156 152H154L153 153V157L150 159V162H151V160L152 161H154L155 162V160L153 159L154 158V154L156 153ZM161 151L159 150V153H160ZM174 152V151H173ZM173 152H172V154H173ZM177 152V151H176ZM175 152V153H176ZM46 154H48L47 152H45ZM76 153V152H75ZM74 153V154H75ZM147 153V152H146ZM159 153H157L158 155H156L155 157H157V156H159ZM170 153V152H169ZM174 153V154H175ZM185 155H184V154ZM76 154H78V153H76ZM75 154V155H76ZM151 154V153H150ZM166 154V153H165ZM179 154V153H178ZM195 154V153H194ZM216 155V158L215 157H213V158H215V160L214 159H211L210 158V155H212V156H214V155ZM45 155V154H44ZM61 155V154H60ZM81 155V154H80ZM87 155V154H86ZM145 155V154H144ZM177 155V154H176ZM191 155V156H190ZM209 155V156H208ZM63 156H64V154H63ZM164 156V155H163ZM224 156V157H223ZM62 157V156H61ZM74 157V156H73ZM126 157H128V156H126ZM146 157V156H145ZM161 157H162V155H161ZM160 157V158H161ZM166 157L167 158H170V157H168L167 155H166ZM165 157V158H166ZM179 156H177V158H178ZM197 157V156H196ZM220 157V158H219ZM222 157V158H221ZM49 158H50V156H49ZM63 158V157H62ZM148 158V157H147ZM147 158H146V161H147ZM174 158V157H173ZM172 157H171V159H173ZM176 158V157H175ZM174 158V159H175ZM217 158H219V159H217ZM224 158V159H223ZM48 159V158H47ZM64 159V158H63ZM90 159V160H91ZM127 159V158H126ZM128 159H130V158H128ZM148 159V160H149ZM156 160H157V158H155ZM163 159V158H162ZM174 159H173V161H174ZM182 159V158H181ZM50 160V159H49ZM98 160H100V161H98ZM160 160V159H159ZM167 160V159H166ZM165 159H164V161H166ZM218 160H220V161H217ZM93 161V160H92ZM145 161V162H146ZM169 161V160H168ZM171 161V160H170ZM182 161V160H181ZM187 161L189 162V163H187ZM33 162V161H32ZM91 162V161H90ZM126 162H129V161H127L126 160ZM131 162H132V160H131ZM136 162V161H135ZM140 162V161H139ZM143 162V161H142ZM157 162V161H156ZM156 162H155V165H156ZM163 162V161H162ZM161 162V163H162ZM172 162V161H171ZM216 162V163H215ZM221 163V164H217V163ZM104 163V162H103ZM123 163H125V162H123ZM137 163H138V161H137ZM165 163V162H164ZM142 164V163H141ZM147 165H148V163H146ZM146 164H145V167H146ZM150 165L152 164V162L151 163H149ZM159 164V163H158ZM171 164H176V166L174 165V166H172ZM127 165V164H126ZM129 165L131 166V165H133L132 163H129ZM150 165L149 166H147V167H150ZM153 165V164H152ZM161 164H159V166H160ZM188 165H186L185 166V168L188 166ZM33 166V165H32ZM128 166V165H127ZM129 166V167H130ZM140 166V165H139ZM142 166H143V164H142ZM158 166V165H157ZM182 166V165H181ZM90 167V170H92V168ZM137 167V166H136ZM144 167V166H143ZM182 167H184V165L182 166ZM189 167V166H188ZM187 167V168H188ZM226 167H227V164H226ZM34 168H35V166H34ZM154 168V167H153ZM157 168V167H156ZM159 168V167H158ZM197 168V167H196ZM197 168V169H198ZM53 169V167L50 165V162H42L41 163V165L39 166V168H38V170H39V172H38V177H37V180H40L41 178H43L46 174H48V172H50L51 170ZM119 169V168H118ZM152 169V168H151ZM150 169V170H151ZM94 170V169H93ZM154 170L156 171V169L154 168ZM173 170H172V172H173ZM181 170V174H180V176H182V177H184L186 174L185 173H182V172H184L185 170V172H188V175H186L184 178H181V177H177V174H178V172ZM182 170H184V171H182ZM192 170V171H191ZM25 171V170H24ZM98 171V170H97ZM152 171V170H151ZM158 171V170H157ZM156 171V172H157ZM192 172V173H190V172ZM33 172V171H32ZM90 173H94L93 171H89ZM120 172V173H119ZM158 172H160V174H158ZM157 172V176L158 175H161L162 177H164L165 179H166V177L168 178V176H167V174H168V172H166L167 174L165 175V176H163V174L165 173H163L162 171H161V169L159 170ZM163 174H162V173ZM196 172H198L196 175L194 174L193 175V173H196ZM228 172H229V170H228ZM23 173V172H22ZM153 174H155L154 173V171L152 172ZM33 174V173H32ZM34 174L36 175V170L34 171ZM60 174V173H59ZM64 174V173H63ZM100 174H102V173H100ZM124 174V175H123ZM183 174H184V176H183ZM200 174V173H199ZM225 174H227V173H225ZM224 174V175H225ZM259 174V175H258ZM264 174V173H263ZM34 175V176H35ZM97 175V174H96ZM106 175V176H107ZM150 175V174H149ZM156 175L154 176L155 177V179H157L156 178ZM168 175H170V174H168ZM201 175V176H202ZM23 176H25L24 174H23ZM67 176V175H66ZM65 176V177H66ZM93 176H95V174L93 175ZM102 175H100V177H101ZM102 176V180L104 179V177ZM172 176V175H171ZM172 176V177H173ZM200 176V177H201ZM206 176H203V177H206ZM209 176V175H208ZM215 176H213V179H215ZM228 176H229V174H228ZM262 176V175H261ZM161 177V178H162ZM170 177V176H169ZM203 177H202V179H203ZM35 178H36V176H35ZM69 178V177H68ZM72 178V177H71ZM74 178H76V176L74 177ZM107 178V179H108ZM128 178H129V176H128ZM147 178V179H148ZM171 178V177H170ZM169 178V179H170ZM174 178V177H173ZM192 178L190 177V180H192ZM228 178V179H227ZM255 178V179H254ZM264 178V177H263ZM106 179V178H105ZM134 179V178H133ZM132 179V180H133ZM155 179L154 180H152L153 182L155 181ZM160 179V178H159ZM163 179V178H162ZM161 179V181H162V184H164V179L162 180ZM178 179L176 180L175 179V181H178ZM188 179V178H187ZM197 179V178H196ZM249 179H250V182H249ZM259 179H261V177L259 178ZM258 179V180H259ZM68 180H70V179H68ZM85 180V179H84ZM127 180V181H126ZM172 180V178L170 179V181ZM219 180H220V182H219ZM236 180H238L237 178H236ZM82 181V180H81ZM166 181V180H165ZM170 181H166L165 182V184L167 183V182H169L168 184L169 185H171L170 183H172V182H170ZM172 181H174V179L172 180ZM180 181H178L177 183H176V185H178V183H180ZM194 181H197V182H199L198 183V185H201V186H198L197 185V182L196 183H194ZM206 181V182H205ZM254 183V184H251L252 182ZM260 181V180H259ZM84 182V181H83ZM86 182H88V181H86ZM108 182V181H107ZM134 182V185L133 186H135V183H137V181H133ZM191 182V183H190ZM205 182V183H204ZM212 182V183H211ZM261 182L262 183H264V179H263V181L261 180ZM89 183V182H88ZM174 183V182H173ZM173 183H172V185H173ZM238 183V182H237ZM245 183V182H244ZM102 184H104V183H102ZM130 184H131V180H130ZM130 184H129V186H130ZM133 184V183H132ZM131 184V185H132ZM140 184H142L141 182H140ZM150 184V183H149ZM156 184V183H155ZM161 184V185H162ZM166 185V186H168V187H165L164 185H162V186H164L165 187V189H167V188H169V185ZM248 184H250V186L248 185ZM70 185H71V183H70ZM105 185V184H104ZM103 185V186H104ZM152 185V184H151ZM195 185H197L198 187H200V188H202V189H200V188H198V189H196L195 187ZM246 185H247V187L249 186L250 187V189H249V187L247 188L246 187ZM69 186V185H68ZM72 186V185H71ZM95 186H96V183H95ZM99 185H98V182H97V187H98ZM121 186V187H122ZM128 185L126 186V187H129ZM137 186V185H136ZM138 186H139V184H138ZM138 186H137V189H139L138 188ZM141 186V185H140ZM141 187L142 189L144 188V187ZM150 186V185H149ZM173 186H175V184L173 185ZM193 186H195V187H193ZM244 186L246 187V189L244 188ZM262 186V185H261ZM263 186H264V184H263ZM262 186V187H263ZM106 187V188H105ZM105 187H104V190L103 189H100V188H96L95 187V189H97V190H95V192H94V187H92L93 189H91L92 190V195H90V196H92V200H91V203H92V205L94 204V205H99V204H97L100 200H101V198H102V196H103V194H108V195H110L109 194V192L107 193V191H111L113 188H111V190H108V189H110L109 187L107 188V184L105 185ZM126 187H125V189H126ZM176 187V186H175ZM102 188V187H101ZM115 188H116V190H118V188H117V186H115ZM159 188H160V186H159ZM178 188H180L181 190H182V188L180 187V185H179V187ZM189 188H194V189H196L197 191H193V189H189ZM82 189V188H81ZM107 189V190H106ZM122 189V188H121ZM120 189V190H121ZM131 189H132V191H137V189L134 187V188H132L131 187ZM130 188H129V190H131ZM134 189V190H133ZM155 189H152V190H155ZM164 189V190H165ZM184 189V188H183ZM200 189V190H199ZM248 189L249 190H251V192L250 191H248ZM86 190V189H85ZM84 190V191H85ZM105 190H106V192H105ZM151 190V191H152ZM188 190H189V192H191V193H189V198H194V199H188ZM202 190V191H201ZM77 191V190H76ZM83 191V190H82ZM114 191V190H113ZM112 191V192H113ZM119 191V190H118ZM114 191V192H117L118 193V195H115L114 193H113V196H116V198L114 197V200H115V202L116 201H118V198L117 197H119L120 199H119V201H125L126 199H129L130 198V195H132V193H134V192H130V191H128V193H131L130 195H128V194H126V196L128 197L129 196V198H127L126 196H125V193H127V192H125L124 191V194H123V197H120V195L123 193H121V191ZM126 191H127V189H126ZM167 191V190H166ZM199 191L201 192V194H199ZM81 192V191H80ZM194 192L196 193V194H194ZM211 193V196H210V193ZM136 193V192H135ZM134 193V194H135ZM139 193V192H138ZM142 193V192H141ZM164 193V194H163ZM193 193V195H191L190 196V194H192ZM251 193V194H250ZM105 194V195H106ZM112 194V193H111ZM120 194V195H119ZM140 194V193H139ZM144 194H146L147 195V197L148 198H146V196H144ZM176 194V193H175ZM184 193L182 192V194H180V195H183ZM199 194V195H198ZM257 194H258V197L260 196V199H257L258 197H255V196H257ZM136 195H137V193H136ZM142 195V194H141ZM195 195V197H193ZM200 196V195H202L201 196V199H200V201H199V199H195L196 198V196ZM253 195V196H252ZM255 195V196H254ZM84 196H85V194H84ZM111 196V195H110ZM110 196H109V200H108V198H107V201H106V197L107 196H105V200L104 201H106V203L108 202V201H110L111 199H112V196H111V199H110ZM198 196H197V198H198ZM83 197V196H82ZM124 197H126V199L124 198ZM137 197V196H136ZM140 197V196H139ZM142 197V196H141ZM140 197V198H141ZM143 197L141 198V201H144V199H143ZM164 197V196H163ZM180 197V196H179ZM186 197V198H185ZM251 197V198H250ZM122 198V199H121ZM132 198V197H131ZM130 198V200H132L133 202H131V204L133 203L134 204V206H135V204L136 205H138L137 204V202H138V199H137V201H134V200H136V199H133V198H135V196H133V198L131 199ZM139 198V199H140ZM167 198H169V196L167 197ZM91 198H89V200H90ZM100 199V200H99ZM103 199V198H102ZM123 199H125V200H123ZM113 200V199H112ZM171 200H173V199H171ZM175 200V199H174ZM188 200H191L190 202L192 203V204H197L196 206L194 205V206H192V204L190 205V202H186V201H188ZM196 200H197V202H196ZM255 202V204H258V203H256V201H258V200H260V204L258 205V209L256 210L257 211V213L255 214V213H253V214H255V215H253V217L255 216V217H257V214L258 215H260V216H258L257 218H256V220L255 221H253L252 220V218H251V221H249L248 219V221L247 220H245L244 218H242L243 217V215L242 214H244V212L245 211H247L248 210V208H250L249 206H252V204L254 203L253 201ZM87 201V200H86ZM103 200L100 202V204L102 203V202H104ZM121 201V202H122ZM128 201V200H127ZM149 201V200H148ZM201 202L200 203V205L201 206H199V202ZM247 201H250V202H247ZM57 202V201H56ZM59 202V201H58ZM62 202H64V201H62ZM61 202V203H62ZM88 202V201H87ZM121 202H120V206H121ZM123 202H122V204H123ZM135 202V203H134ZM139 202H140V200H139ZM152 202V201H151ZM151 202H150V204H151ZM167 204H166V203ZM181 202V203H180ZM247 202V203H246ZM251 202H253V203H251ZM65 203V202H64ZM110 203V202H109ZM119 203V202H118ZM125 203V202H124ZM128 203H129V205H123V207H122V209H123V211H129V212H127L126 213V211L124 212V213H122V216L121 217H124V219L127 217V218H130L131 219V217H133V216H131V217H129L130 216V214L132 215L133 213H135V215H134V217H136V215H138V217L139 218H141L140 220L142 221V218H143V216H142V211H144L145 209H146V207L144 208V210H143V205L141 206L140 204H142V203H140L139 204V206H137L138 207V209L137 208H135L134 210H132L133 208L132 207H130V208H128L131 204H130V201H128ZM127 203V204H128ZM182 203H186V204H188V205H186L185 206V208H183V205L184 204H182ZM245 203H246V205H247V207H245L246 205H245ZM248 203L249 204H251V205H249L248 206ZM60 204V203H59ZM70 203H68V205H69ZM73 205H74V203H72ZM110 204H112V202L110 203ZM109 204V205H110ZM115 203H114V201H113V205H110V206H113L114 208H115V210L117 209V207H116V205H114ZM182 204V205H181ZM57 205H58V203H57ZM63 205V204H62ZM67 205V206H68ZM89 205H91V204H89ZM105 205V204H104ZM181 205V206H180ZM245 205V206H244ZM254 205V204H253ZM56 206V205H55ZM54 206V207H55ZM67 206H65V207H62V208H66V209H64V212L66 213V215L68 214V215H73V216H77V215H79V214H81L82 215V213H83V211H84V213H86V210L83 208V207H81V208H79V206L77 207V206H73V207H71V206H69V208L67 207ZM109 206V207H110ZM131 206H133V205H131ZM133 206V207H134ZM256 206V205H255ZM48 207V206H47ZM52 207V206H51ZM51 207L49 206V209H48V214H49V212H52V209H53V207H52V209H51ZM58 207V206H57ZM77 207V208H76ZM101 207H103L102 206V204H101ZM109 207L107 208L106 207V205H105V207L104 208H106V210H110L109 212H113V211H111V207H110V209H109ZM182 209H180V208ZM245 207V208H244ZM100 209V207H96V209ZM104 208H101V209H104ZM140 208L142 209V211L140 210ZM152 208H154V207H152ZM176 208V209H175ZM84 209V210H83ZM130 209V210H129ZM181 210V212H180V210ZM244 209H247V210H244ZM253 208H251L250 210H252ZM112 210H113V208H112ZM138 210H139V212H138ZM234 211V212H236V213H234V214H237L236 216H234V214H233V216H234V218H233V216L231 215L232 214V211ZM244 210V212L242 213V211ZM250 210L249 211H247L248 213L250 212ZM45 211V212H46ZM63 211V210H62ZM61 210L59 211L60 213L62 212ZM122 211V210H121ZM122 211V212H123ZM131 211H134V212H131ZM140 211H141V213H140ZM149 211V212H150ZM157 211H158V209H157ZM183 211V212H182ZM187 211V212H186ZM93 212V211H92ZM102 212H103V210H102ZM109 212H108V215H106L105 216V222L104 223H107V221H108V226L106 225V226H104L105 224L104 223H102L101 225H103L104 226V228H103V230L105 229V228H107V227H109L110 226V224H111V226H115V225H112V223L113 222H116L117 223V221H119V219H122L121 217H120V215H119V217L120 218H118L117 216V221H116V218L113 220V222L110 220L109 221V219H112V216L110 217L109 216ZM115 212V211H114ZM118 212H120V211H118ZM117 212V213H118ZM138 212V213H137ZM149 212H148V214H149ZM163 212H164V214H163ZM168 212H169V214H168ZM172 212V213H171ZM63 213V212H62ZM83 213V215H84V217H85V214ZM95 213V212H94ZM104 213H106L107 214V212H105V209H104V212H103V214ZM121 213V212H120ZM144 213L145 212H143V215H144ZM176 213H178V214H176ZM196 213V214H195ZM197 213L200 215L199 217H201L200 219H202V221H199L198 219H197V217H198V215H197ZM246 213V212H245ZM95 214H97V213H95ZM99 214V213H98ZM97 214V215H98ZM111 214V213H110ZM172 214V215H171ZM94 215V214H93ZM93 215H92V217H93ZM96 215V216H97ZM147 215V214H146ZM195 215V216H194ZM197 215V216H196ZM248 215V214H247ZM80 216V215H79ZM88 216L91 218V216H90V214L88 213ZM99 216H101V215H99ZM142 216V217H141ZM145 216V215H144ZM231 216V218H233V220L235 221V224H236V227H234V225H233V223L234 222H232L231 224H230V226H228V224L230 223V219L228 218V217H230ZM81 217V216H80ZM102 217V216H101ZM132 218L133 220H130V221H135L134 223L132 222V223H130L129 222V219H127L128 221V223H130V227H129V224H128V226H127V223L124 221V219H122V223L124 222L125 223V226H127V227H129V228H127V229H129L128 231H130V228L131 227H133L134 225L136 226V220H139V218L138 219H136V218ZM145 217H147V216H145ZM144 217V218H145ZM148 217H149V215H148ZM150 217H151V215H150ZM195 217V220L197 219V221H195V220H193V218ZM68 218V217H67ZM100 218V217H99ZM114 218V217H113ZM175 220H174V219ZM246 218V217H245ZM93 219H94V221H95V219H96V217H93ZM134 219H136V220H134ZM160 219V218H159ZM159 219L157 220V221H159ZM162 219H160L161 221H162ZM165 219H166V217H165ZM164 219V220H165ZM241 219H244L245 221H247V222H244V221H239V220H241ZM65 220V219H64ZM66 220H68V219H66ZM69 220H70V218H69ZM81 220V219H80ZM103 220V221H104ZM107 220V221H106ZM146 220V219H145ZM144 220V221H145ZM150 220V219H149ZM180 220V221H179ZM71 221V220H70ZM93 221V220H92ZM91 220H89V222H92ZM93 221V222H94ZM155 221V220H154ZM154 221H152L154 224H156L157 225V223H155ZM166 221H168V220H166ZM172 221V222H171ZM178 221V222H177ZM229 221V222H228ZM232 221V220H231ZM73 222V221H72ZM76 222V221H75ZM81 222V221H80ZM140 222V221H139ZM148 222V221H147ZM150 222V221H149ZM164 222V221H163ZM96 222H94L93 224H95ZM119 223V222H118ZM136 223V224H135ZM142 223V222H141ZM152 223V224H153ZM160 223V222H159ZM165 223H167V222H165ZM115 224V223H114ZM120 224V223H119ZM143 224V223H142ZM147 224V223H146ZM151 224V223H150ZM153 224V225H154ZM79 225V224H78ZM90 225H92V224H90ZM98 225H100V223L98 224ZM101 225H100V228H99V226L97 227L98 228V230H100V229H102V227H101ZM118 225V224H117ZM132 225V226H131ZM141 225V224H140ZM139 225V226H140ZM175 225L176 224H174L172 227H175ZM231 225H233V227L231 226ZM262 225V226H261ZM5 226V225H4ZM7 226V225H6ZM5 226V227H6ZM9 226L11 227V225L9 224ZM12 226H14V225H12ZM97 226V223H96V225H92L91 227L93 228V227H96ZM125 226H123L122 228L120 227V229H119V231L120 230H122V229H124L125 228ZM148 226V227H147ZM151 226V225H150ZM149 225H146V229H147V232L149 233V231H148V229L150 230L151 229V231H152V227L153 226H151L150 227ZM158 227H159V232L160 231H162L163 229H165L163 226H162V230H161V226H159V224L157 225ZM178 227H179V225H177ZM4 227V228H5ZM118 228H119V225L117 226ZM144 226H142V228H143ZM150 227V228H149ZM177 227V228H178ZM180 227H179V229H180ZM198 227H196L195 229H197ZM9 228V227H8ZM91 228V231L93 230ZM110 228V227H109ZM108 228V229H109ZM138 228V227H137ZM145 228V227H144ZM176 228V227H175ZM186 228V229H185ZM215 228H220V229H215ZM224 228L226 229L224 232H223V230H224ZM10 229V228H9ZM31 229V228H30ZM33 229V228H32ZM111 229V228H110ZM117 229V228H116ZM115 229V230H116ZM132 229V228H131ZM135 229V228H134ZM189 229H188V231H185V232H190L189 231ZM215 229V230H214ZM13 230V229H12ZM11 230V231H12ZM103 230L101 231H99L98 232V234H99V236H102L103 235ZM138 230H139V228H138ZM141 230V229H140ZM142 230H144V231H146L145 229H142ZM140 231L141 233L143 232V231ZM154 230H157V228L155 229V226H154ZM216 230H220L219 232L218 231H216ZM10 231V230H9ZM38 231V230H37ZM36 231V232H37ZM110 231V230H109ZM118 231V230H117ZM151 231H150V233H151ZM171 231H173V232H171ZM170 231V229H169V232L168 233H170L171 232V235H172V233H174V232H176L175 231V229L173 230V228H172V230ZM196 231V230H195ZM4 232V231H3ZM6 232H7V230H6ZM34 232V231H33ZM95 232H96V230L95 231H93L92 232V234L94 233L95 234ZM100 232H102V234L100 233ZM104 232H107V234H109V232L107 231V230H105ZM114 232V231H113ZM122 232V231H121ZM124 232V231H123ZM136 231H134V233L133 234H137V233H135ZM157 232H158V230H157ZM159 232H158V234H159ZM180 233L182 232V231H179ZM184 231H183V233H181V236H182V234H184L185 233ZM198 232H200L199 234H198ZM22 233H23V231H22ZM27 233H29V232H27ZM110 233H112V232H110ZM119 233V232H118ZM125 233V232H124ZM123 233V234H124ZM128 233V232H127ZM148 233H144V234H147V236H149L150 234H148ZM155 233H156V231H155ZM155 233H151V235H154V238H155ZM163 233H164V230H163ZM167 233V235L166 236H168L169 237V234ZM177 233V232H176ZM193 233H195V232H193ZM4 234V233H3ZM10 234V233H9ZM38 234V233H37ZM91 234V233H90ZM89 234V235H90ZM97 234V233H96ZM101 234V235H100ZM106 234V237L108 236ZM120 234V233H119ZM122 234V233H121ZM120 234V235H121ZM129 234H130V232H129ZM143 234V235H144ZM161 234H162V232H161ZM165 234H166V231H165ZM186 234L187 233H185L184 235H183V237H182V239L186 236ZM191 234V232L188 234V235H190ZM8 235V234H7ZM13 235V234H12ZM11 235V236H12ZM14 235H17V234H14ZM22 235V234H21ZM33 235V234H32ZM36 235V234H35ZM125 235H127L126 233H125ZM124 235V236H125ZM138 235L139 236H141L140 235V233H138ZM164 234H162V237L164 238V236H163ZM170 235V236H171ZM191 235H193V236H195L194 234H191ZM92 236V235H91ZM105 236V235H104ZM114 236V238H116L115 236L116 235H113ZM123 235H121V238H120V240H119V242L123 239V241H124V238H126L127 236H125L124 238L122 237ZM131 236H133V235H131ZM135 236V235H134ZM133 236V237H134ZM146 235H145V237H147ZM156 236H158L157 234H156ZM161 235L159 234V236L158 237H160ZM177 236V237H176ZM179 236V237H178ZM13 237V236H12ZM20 237V236H19ZM19 237H18V239H19ZM89 236H87V238H88ZM94 237H95V235H94ZM93 237V238H94ZM96 237H98V236H96ZM103 237V236H102ZM105 237V238H106ZM120 237V236H119ZM136 237V236H135ZM142 237V236H141ZM141 237H136V238H138V240H136L137 241V243L139 242V241H141L140 239H142ZM157 237V238H158ZM167 237V238H168ZM172 237V236H171ZM192 237V236H191ZM190 237V238H191ZM247 238L246 239V241H245V239L244 238ZM29 239H30V236L28 237ZM118 238V237H117ZM135 238V239H136ZM140 238V239H139ZM148 238H150V236L148 237ZM151 238H153V236L151 237ZM163 238H158V239H156V241H159L160 239L161 240H165V239H163ZM170 238V237H169ZM174 238H176V239H179L180 238V234H176V235H174L173 234V239ZM187 238V237H186ZM185 238V239H186ZM189 238V237H188ZM189 238V239H190ZM195 238V237H194ZM198 238V237H197ZM197 238H195V240H194V243L196 242L197 243ZM31 239H34V237L32 236V238ZM90 239V238H89ZM95 239V238H94ZM94 239L93 240H91V241H93V243H94ZM98 239V238H97ZM104 239V238H103ZM109 239H111V240H109ZM109 239H107L108 240V243H107V245L108 244H110V243H112V238H111V236H110V238ZM128 239V238H127ZM129 239H131V237H129ZM135 239H133L132 240V242L135 240ZM197 239V240H196ZM206 239V238H205ZM26 240V239H25ZM88 240V239H87ZM116 240V239H115ZM114 240V241H115ZM126 240V239H125ZM171 240H172V238L171 239H169V240H167L166 241V243L168 242V243H171ZM191 240H192V238H191ZM191 240H189L190 241V243H189V241L187 242V240H185L187 243H186V245H187V247H188V245L189 246H193V245H195L194 243L192 244V241ZM200 240V239H199ZM199 240H198V243H201V242H199ZM34 241V240H33ZM90 241V242H91ZM99 241V240H98ZM102 241V240H101ZM104 241V240H103ZM109 241H111L110 243H109ZM129 241H131V240H129ZM144 241V240H143ZM142 241V242H143ZM177 241V240H176ZM181 240H179V241H177L178 243H176L175 242V240L174 241H172V243H174L173 244V246L175 247V246H178V248L177 247H175V249L177 248V250L179 251L180 249H179V247H183V244L185 245V241L183 242V244L182 243H180V245H179V242H180ZM80 242H82V240L80 241ZM79 242V243H80ZM95 242H97L96 240H95ZM165 243V241H162V242H160V243ZM182 242V241H181ZM205 243H206V241H204ZM210 242V243H211ZM98 243V242H97ZM104 243H105V241H104ZM114 243H115V245H114ZM113 243V245H114V247H116L117 246V244H118V242H117V240H116V242H114ZM117 243V244H116ZM121 243V242H120ZM125 243V242H124ZM128 243V242H127ZM126 243V244H127ZM134 243V242H133ZM136 242H135V244L137 245V247H138V250H139V245L141 244V245H144V246H140V248H142L143 250H144V248L146 247L147 249H148V244L149 243H147L146 244V242H145V244L143 243H138L137 244ZM165 243V246L166 247H169V249H170V245H172V244H169V246H167L168 245V243L166 244ZM81 244V243H80ZM90 244V243H89ZM123 244V243H122ZM121 244V246L118 244V246H120V247H122L121 248V250H122V252L121 253H125V251H126V249H129V247H126V246H129V245H126L125 247V251L123 250V245ZM129 244V243H128ZM176 244V245H175ZM182 244V245H181ZM202 244V243H201ZM200 244V245H201ZM213 244V243H212ZM69 245V244H68ZM92 245V244H91ZM96 245H98V244H96ZM103 245V244H102ZM107 245H106V247H107ZM112 245V244H111ZM112 245V246H113ZM131 246H133L132 244H130ZM163 245V244H162ZM196 245H199V244H196ZM207 245H211V244H209V243H207ZM94 246V248H95V245H93ZM99 246H100V244H99ZM109 246V245H108ZM112 246H110V247H112ZM135 246V245H134ZM173 246H171V247H173ZM203 246H204V244H203ZM203 246H201V248L203 247ZM206 246V245H205ZM216 246V245H215ZM215 246H213V249H216L215 248ZM82 247V246H81ZM80 247V248H81ZM97 247V246H96ZM106 247H102L103 248V250L105 249L106 250ZM136 247V248H137ZM152 247V246H151ZM155 246H153V248H154ZM173 247V248H174ZM207 247H210V246H206V248H202L201 250H203V251H205V249H207ZM76 248V247H75ZM94 248H92V251H93V249ZM101 248V247H100ZM117 248V249H116ZM115 249H116V254H118L119 253V255H117V257H119V256H121L120 255V252H118L117 253V250L119 251L120 249H118L119 247H116ZM130 248H134V247H130ZM184 248V247H183ZM194 248V247H193ZM217 248V249H218ZM67 249V248H66ZM71 249H73V248H71ZM78 249V248H77ZM109 249H111V248H109ZM150 249V248H149ZM149 249L147 250V251H149ZM156 248H154V250H155ZM168 249V248H167ZM172 249V248H171ZM171 249H170V251H171ZM175 249H172V250H175ZM182 249V248H181ZM185 249H186V246H185ZM184 249V250H185ZM189 249V248H188ZM212 249V250H213ZM80 250V249H79ZM112 250V249H111ZM110 250V251H111ZM120 250V251H121ZM133 250V252H134V249H130V251H132ZM137 250V251H138ZM142 250V251H143ZM146 250V249H145ZM153 250V249H152ZM161 249H158V251H160ZM183 250V249H182ZM183 250V251H184ZM209 250H211V249H209ZM83 251V250H82ZM114 251V250H113ZM112 251V252H113ZM124 251V252H123ZM137 251H135L136 252V254H137ZM141 251V250H140ZM157 251V250H156ZM163 251V250H162ZM161 251V252H162ZM186 251H187V249H186ZM189 251H187V252H189ZM199 251H200V249H199ZM208 251V250H207ZM207 251L204 253V254H208L207 253ZM68 252V251H67ZM100 252V251H99ZM105 252H107L108 253V249H107V251H105ZM112 252L110 253L111 255H112ZM115 252H113V253H115ZM146 252V251H145ZM180 252V251H179ZM179 252H177L176 254H177V257H179V258H183L182 260H184L186 263H187V261H189V260H187L186 258H185V256H182V253L183 252H181L180 254H181V256H178L179 255ZM185 252V251H184ZM209 252V251H208ZM23 253V252H22ZM84 253V252H83ZM102 253H103V255H104V252L102 251ZM127 253L129 254L130 252H128L127 251ZM126 253V254H127ZM140 253V252H139ZM153 253H154V251H153ZM165 255H167L165 252H163ZM200 254H198L197 256L200 258L202 255H204V254H201V253H203V252H199ZM213 253V252H212ZM97 253H95V255H96ZM115 254V255H116ZM152 254V253H151ZM176 254H172L173 256H176ZM184 254V253H183ZM185 254H186V252H185ZM184 254V255H185ZM217 254V253H216ZM23 255H24V253H23ZM73 255V254H72ZM71 255V256H72ZM98 255V254H97ZM103 255H100V256H103ZM125 255V254H124ZM123 255V256H124ZM141 255H142V252H141ZM140 254H139V256H141ZM146 255V254H145ZM169 255H170V253H169ZM171 255V256H172ZM186 255H188V257H189V254L187 253ZM70 256V255H69ZM70 256V257H71ZM109 256V253H108V255H107V257ZM132 256V257H131ZM143 256V255H142ZM152 256V255H151ZM168 256V255H167ZM206 256V255H205ZM204 256V257H205ZM103 257H105V256H103ZM111 259H113L112 257H113V255H112V257L111 256H109ZM125 257V256H124ZM126 257H127V255H126ZM125 257V258H126ZM131 257V258H130ZM145 258H146V256H144ZM170 257V256H169ZM203 257V258H204ZM1 258V257H0ZM98 258V257H97ZM102 258V257H101ZM101 258H99V259H101ZM148 258H149V256H148ZM151 258V257H150ZM185 258V259H184ZM223 258H224V260H223ZM67 259H68V257H67ZM71 259H72V257H71ZM92 259V258H91ZM95 259V258H94ZM94 259H93V261H94ZM98 259V260H99ZM108 259V258H107ZM120 259V258H119ZM122 259V258H121ZM124 259V258H123ZM122 259V260H123ZM126 259H128V258H126ZM97 259H95V261H96ZM116 260H118V259H116ZM115 260V263L117 262ZM121 260V261H122ZM129 260V261H128ZM127 261H128V264H131L132 263V261H134V260H136V262H134L135 264H144V263H141V261H140V259H139V257L137 256V257H135V254L134 255H130L129 256V259H128ZM144 260V259H143ZM151 261H152V259H150ZM160 259H158V260H156V264H157V262H160L159 261ZM176 260V261H175ZM179 261V259H175V257H174V261L175 262H178ZM69 261V260H68ZM93 261H92V264H93ZM95 261H94V263H95ZM106 259L103 261V263H107V261H109V260H107L106 262ZM111 261V262H110ZM109 262H110V264H113V262L112 261H114V259L113 260H110ZM119 261V260H118ZM120 261V262H121ZM125 261V260H124ZM123 261V262H124ZM223 261V262H222ZM49 262V261H48ZM65 262H67V261H65ZM82 262V261H81ZM148 262V261H147ZM150 262V261H149ZM148 262V263H149ZM155 262V260L152 262V264ZM161 262H162V260H161ZM174 262V263H175ZM185 262H184V264H185ZM192 262H194V263H192ZM64 263V262H63ZM100 263V262H99ZM122 263V262H121ZM126 262H124V264H125ZM134 263H132V264H134ZM189 263V262H188ZM187 263V264H188ZM39 264V263H38ZM58 264V263H57ZM60 264V263H59ZM89 264H91V262L89 263ZM102 264V263H101ZM118 264H120V263H118ZM151 264V263H150ZM170 264V263H169ZM178 264H180V263H178ZM181 264H182V261H181Z\"/></svg>",
	"mask_w": 264,
	"mask_h": 264
},
{
	"label": "rangeland",
	"instance_id": "obj_3",
	"mask_svg": "<svg viewBox=\"0 0 264 264\" xmlns=\"http://www.w3.org/2000/svg\"><path fill=\"white\" fill-rule=\"evenodd\" d=\"M191 1V5H190V2ZM198 3H197V2ZM202 1V0H201ZM208 1V0H207ZM224 1V3H225V5H226V2L227 3H230L231 2V0H222L221 2H223ZM234 0H232V2H233ZM239 1V4L240 5H238L239 7H237V4H238V2L235 0V2L234 3H230L231 5H230V9H231V7H232V11H233V13H234V15H233V13H231V10H230V12L228 11V13L230 14V15H232V17L230 18V20L232 19V18H236L238 15H237V12H238V8H241L243 5L242 4H244V3H248V2H250L251 0H249V1H246V0H241V2H240V0H238ZM252 1H254L253 3H256V2H258V3H256V4H254V7L252 6V7H250V5H253V3H252ZM251 1V3H248L247 5H244L243 6V8L245 9L246 8V6H247V11H246V9L244 10V9H239L240 11H239V13H241L240 15H242V16H240V18L238 17L237 19H241V21L240 20H238V22H239V31L241 30H245L246 29V31H242V33H239V36H238V39H239V41L240 40H243V38H245V36H243L244 35V33H247V35L249 34L248 32H250V34H252V36H254L253 38H252V41L249 43L250 45H248L249 47L247 48V50H244L243 51V53L240 55V57H239V64H238V69L236 68L237 67V65L235 64V65H233V68L235 69L234 71H231V75L229 74L230 73V71H228V75H227V77H226V70H229V69H231V66L229 67V65H231L232 63L231 62H228V65L227 66H225V64H224V67H222V65H218V66H221V68L220 69H222L223 71H222V73L224 74H218V75H215V74H213L212 75V73H211V75H210V73L208 74L207 73V75H209V76H214V77H212V78H209L208 76L206 77V74H204V76L203 77H205V78H207V79H205V78H202V73H199V75L198 74H196V73H198V72H196V71H199V69L198 68H195V64H197L198 66H199V64H200V66H201V68L203 69V65L205 64V59H204V57H202V56H200V59H199V57L197 56L198 54H191V52H187V54L189 55H187V58H189L188 60H186L187 58L185 57V59L183 60V52L182 51H180V52H182V53H178V52H174L175 53V55H174V61L173 62H175V61H177L175 64H176V68H174V72L176 73H174L173 75L172 74H169L168 75V80H167V84H168V88H169V90L168 91H160V92H158V94H159V97H160V103L158 104V106L159 107H161L162 106V104H163V102L165 101V100H167V104L169 103V100L172 98L173 100H174V98L172 97L174 94V96L176 97L175 98V104L173 103L174 101H172V107H173V105H175L174 106V108L173 109H170V107L168 108V110H165V106L163 105L162 106V108H163V111H162V109H160V111H162V112H159V114H158V116H159V118L160 119H164L165 118V115H166V117L168 118V116H167V114L169 115V118H168V120H166V118H165V122H163V123H156L157 125V127L155 126V123L153 122V123H147V122H143V123H137L138 124V127L139 128H137V126H135L134 127V124L135 123H130V122H126V123H120V122H116V123H114V122H100V123H97V124H90V126L89 127H87V128H82V127H79V128H77L78 129V131L80 132L79 133V135L81 136V135H89V133H88V130H91V127H92V125H94V138H92V137H89L90 139V141L87 139V138H83V137H79V138H66V136L67 135H70V132H67V131H63V133H62V137L61 138H59V139H57V140H54L55 142H47V144L45 145V149H44V151L46 150V152L48 153V154H43V157L45 158V157H47V156H49V154H55V156H56V159L57 160H59V161H61L58 165H57V167L59 166V165H61V163L63 164V163H65L66 161H68V160H76V162H77V165H78V169L77 170H73V171H71L72 173H74L75 175H77L78 176V178L76 177L75 179H76V187H63V188H61L60 190L62 191V195H66V196H71V198L72 199H74V200H76V202H73V201H71V202H69V201H66V199L65 198H60V199H62L64 202H62V203H60V201L58 202V205H56L57 203H52L51 205H50V207L52 206L53 207V209H52V207H51V209H52V212H49V214L50 215H54L55 214V212H57V209H59L58 210V212L60 211V210H63L61 213H62V216L65 218V220L64 219H62V223L63 224H65V225H67L70 229H72V230H74V234H72V235H70V236H68V237H66L67 238V242L65 243V245L63 246V249L62 250H60V253H59V255H57V257H54L53 258V260H52V262L50 263V264H89L90 262H91V264H92V261H93V259L95 258V259H97L96 261H95V259H94V261H95V263H94V261H93V264H105V263H103V261L106 259V261L107 260H113L114 259V261H112L113 262V264H118V263H120V264H124V262H126L125 264H128V259H129V256L130 255H134L135 254V257H139V259H140V261H141V263H144V264H152V262L155 260V262L153 263V264H156V260H158V259H160L159 261L160 262H157V264H178V263H180L181 264V261H182V264H184V260H182L183 258H179V257H177V252H179V255L178 256H181V252H183L184 254H185V252H186V254L188 253L189 254V257H188V255H184L183 253H182V256H185V258L187 259V260H189L190 259V257L192 256V255H194L196 252H198V253H196L194 256H195V259L192 257V259L196 262L198 259V262L200 261V259H201V261H203V260H205V258H207L209 255H211V254H213V255H215V257L216 258H218L219 256V254L218 253H221L222 252V250L221 249H219L218 247H217V244L219 245V243H217L216 244V242H211V241H207V240H210V237H205L204 238V236H202L201 238H199L200 237V235H197V230H200L201 231V229H199L200 228V226L198 227V226H196V227H198L197 229H195L196 227H194L193 228V232H195V233H193L191 230L192 229H189V231L191 232V234H196L195 236H193V235H188L190 232H185V231H188V229L187 230H184L183 228V226L181 225V227H180V224H177V223H174V224H176L175 225V227H172L173 225H168V222L170 221L169 219H171L172 220V216H174L175 215V212H177L178 211V208L176 209L177 211H174V210H170V211H172L171 213L173 214H171L172 216H170V214H169V212H168V214L169 215H163V218L165 219V217H166V219L164 220V219H162V217H159L160 219H162V221L159 219V218H153V220H151V218H152V213L154 212V210H155V207H156V203L154 202V204H153V200H150V199H152V198H154L155 196H157L158 194H159V192L160 191H158L159 189H161L162 190V187L165 189V187H168V186H166L169 182H167L166 184H165V182L166 181H170V179L172 178V180L174 179V181H170V182H174L173 183V185L175 184V186H173L172 185V183H170L171 185H169V188H167V189H163L161 192H165V194L161 197V196H159V197H157V198H159V199H163L164 198V200H168L169 201V203L170 204H172V206H173V204L174 203H172V202H174L175 201V204H174V207H175V205L177 206V205H179V199H181V197H182V199L180 200L181 202H182V200L184 199V195H187L185 192H187V189H188V185H186V187H185V184H181L182 182L183 183H188V181H192V183L191 184H193V179L195 178V180H198L199 181V179H201V182L199 183V182H197V181H194V183H196L197 182V185H198V183L199 184H201V185H198V186H201L202 188H203V183H202V180L204 181V179H207L206 181H207V183L208 182H210V180L208 181V179L209 178H207V177H210V174H211V176H212V178H210V179H212V182H215V183H217L218 182V178H220V180L222 179V177H220L221 175L223 176V177H229V181H231L230 179L232 178V176L235 178V181H233V182H235L236 184H240L241 183V185L242 184H247L248 183V180L245 178V180H244V178H242L241 180H242V182L239 180V178L236 176V174H232V175H230V167H232V166H229V165H232V164H228V163H226L227 164V167H226V164H224V162H223V166L222 165H220L221 167H220V171L221 172H219V173H221L220 175H219V177H217V176H215L216 174H213L212 172L209 174V173H206L207 174V176L204 174V175H202V172H203V170H202V172H200L199 171V168H198V165L196 166L195 165V169L197 170V171H199V173L198 172H196V173H193V175L195 174H197V175H199V179H198V177H197V175L196 176H193V178H192V175L190 174L189 176L192 178V180H190V177H188V176H186V175H188V172H185L187 169L189 170V169H191L192 168V170H194L193 172H195V169H193V166L190 168V166L191 165H188V164H186L185 162H186V159L188 160V157L186 158V155L187 156H189V152H190V154H192V155H194V156H191V157H194V158H198V157H201V156H198V154H201V153H199V152H201V151H199L200 149L198 148L199 147V145H197L198 143V140H195V139H199V141H201V138H193L191 141L189 140V138H187V141H185L186 140V111L184 110V109H186V105L187 106H190V107H197V110H198V106H202V101H203V105L205 106V103H206V108L208 107L207 106V101L206 100H209L210 102H208V104L210 103L211 104V99L213 98V97H215L216 98V96H213V95H211L212 93L214 94H217V98L219 99H221V102L220 101H218V99H216L217 100V102H220V103H215V98H213L212 100H214V103H213V101H212V104H211V106H213L214 107V105L215 104H217L218 106H216V108H220V104L224 101V104H226V102H227V104H228V108H229V110L230 109H233L234 107H235V105L232 107L231 105L234 103V102H232L231 101V96H230V93L229 92H231V91H229L230 89H231V86L233 85L232 83H233V81L235 80V78H237V80H238V77L239 78H241V80H243L244 82H248L249 80H247L249 77H250V75H248V73H246L247 72V70H248V68L251 66V65H255V63H254V60L253 61H251L252 63H250V57L248 58V60H247V58H245V60H244V57H246V54H247V52L248 51H251L252 52V49H254L253 47H256L255 45H257V40H260L261 39V36L263 35L262 33H264V24H263V26H262V24H261V22L262 23H264L263 21H264V9H262V6H263V8H264V0H252ZM215 2H220V1H217V0H215ZM220 2V3H221ZM237 2V3H236ZM244 2V3H243ZM261 2V3H260ZM188 3H189V6H188ZM202 3H204V4H201L200 3V0H186V10L187 9H189V10H187L188 12H190L189 14L186 12V14H188L189 16H188V20H189V17H190V19L192 18L191 17V15H193L196 11H197V8L198 7H200L201 8V10H203L204 11V9H206V6H205V2L204 1H202ZM193 4V5H192ZM195 4H197L198 5V7H195V6H197V5H195ZM199 4H200V6H199ZM223 4V3H222ZM233 4V5H232ZM202 5V6H201ZM260 5V6H259ZM191 6V7H190ZM192 6L194 7L193 8V10H192ZM204 6V7H203ZM226 6H228V8H229V4H227ZM226 6L224 7V9H226ZM255 6H258V8L257 7H255ZM223 7V6H222ZM234 7H236L235 9H237V10H235L236 12H234ZM249 7V8H248ZM199 9V8H198ZM224 9L222 8V10L224 11ZM256 9V10H255ZM194 10H195V12H194ZM227 10H229V9H226L224 12L226 13L227 12ZM244 10V11H243ZM249 10H251V11H249ZM254 10V14H252L253 11ZM193 11V12H192ZM261 11V12H260ZM244 12H247L246 14H243ZM191 14V15H190ZM252 14V15H251ZM237 15V16H236ZM246 15H247V17H246ZM248 15L249 16H252V17H254V18H251L250 19V21H248L249 19V17H248ZM235 16V17H234ZM244 16H245V18H244ZM186 18H187V15H186ZM221 19V18H220ZM219 20V19H218ZM228 20H229V18H228ZM245 20H247V21H245ZM256 20V21H255ZM257 20H259V21H257ZM190 21V20H189ZM191 21H192V19H191ZM244 21H245V24H246V26H245V24H244ZM247 22V23H246ZM256 22V23H255ZM258 22H260V23H258ZM201 23H203V22H201ZM242 25H241V24ZM254 23V24H253ZM252 24V25H251ZM256 24H258V25H260V26H258L257 25V28H256ZM241 25V26H240ZM254 26H255V28H254ZM197 27H199V26H197ZM240 27H243V28H241L240 29ZM259 27V28H258ZM261 27H263V28H261ZM261 28V29H260ZM248 29L250 30V31H248ZM256 29H258V30H256ZM259 29H260V32H259ZM258 31V32H257ZM253 32H254V34L255 35H253ZM256 32V33H255ZM257 34V35H256ZM260 36H259V35ZM262 34V35H261ZM243 36V37H242ZM197 37V36H196ZM198 38V37H197ZM226 38H228L227 40H225V37L223 36V38L222 39H224L225 40V42H228L229 41V43H230V45L227 43V45L228 46H230V47H227L226 48V44H225V42L224 43H222V40H218V41H221V42H216L217 44H214L215 45V47H216V51L218 52H222V54L224 53V54H226V55H229V53L230 52H227L228 50H230L231 49V47H232V49H236V47H237V49H239L238 48V44H236L237 42H235V41H233L234 43H232V41H230V38L231 37H226ZM186 39H187V41H186V43L188 42L189 44H190V40H189V36H186ZM223 40V41H224ZM235 40V39H234ZM192 42V41H191ZM186 44V50L188 51V50H190V49H193V50H195L196 49V51H199V50H201V49H203L202 48V45L203 46H206V42L204 41V40H201V41H198V42H196L195 44H193L194 42H192L191 43V45H189V44ZM199 43V44H198ZM202 45H201V44ZM204 43H206V44H204ZM252 43V44H251ZM198 46H197V45ZM220 44V45H219ZM234 44V45H233ZM197 46V48H196V46ZM208 45V44H207ZM219 45V46H218ZM190 46H194V47H191L190 48ZM222 46H223V48H224V52H223V48H222ZM198 49V50H197ZM227 49V50H226ZM226 50V51H225ZM176 51V50H175ZM226 52V53H225ZM239 52V50L236 52V53H238ZM176 53L178 54V55H176ZM182 54V55H181ZM190 54L192 55V56H190ZM250 54V53H249ZM179 55L181 56L180 58H182V59H180V61H181V63H179V59H178V57H179ZM196 55V56H195ZM243 55V56H242ZM171 56H172V54H171ZM249 56V55H248ZM259 56H260V54L258 53V54H254V57H257V58H259ZM196 58V59H195ZM201 58H203L202 59V61H201ZM194 60L195 59V61H196V63H195V61H191V60ZM199 59V60H198ZM228 59H230V58H228ZM259 59H262V58H259ZM186 60V63H187V61H188V63H187V65H185L186 67V72H187V75H183L181 72H179L180 70L182 71L183 69H184V61ZM200 61V63L198 62V61ZM261 61V60H260ZM161 62V61H160ZM165 62V61H164ZM169 62H172V59L171 60H169ZM203 62H204V64H203ZM264 61H263V59H262V62H260V63H263ZM190 63V64H189ZM195 63V64H194ZM201 63H202V65H201ZM166 64V63H165ZM181 66H180V65ZM244 64V65H243ZM257 64V63H256ZM259 65V64H258ZM258 65H255V67H257V68H260V73L264 70L263 68H264V66H260V65H263V64H260L259 66ZM190 66H191V68H190ZM194 66V67H193ZM203 66V67H202ZM193 67V68H192ZM254 67V68H255ZM177 68L179 69L180 68V70L178 71V72H176L177 71ZM256 68V69H257ZM176 69V70H175ZM187 69H188V71H187ZM190 69H193V71L194 72H196V73H193V74H191L192 73V70H190ZM200 70V71H204V69L203 70ZM237 69V70H236ZM208 71H210V70H208ZM189 72V73H188ZM181 73V75L180 76H177V75H179ZM190 74V75H189ZM183 75V76H182ZM192 75H193V77H192ZM230 75V76H229ZM182 76V77H181ZM186 76H188V78L186 77ZM191 76V77H190ZM200 76H201V78H202V80H204L205 79V81L202 83V81L200 82V80H201V78H200ZM217 76V77H216ZM219 76V77H218ZM248 76V77H247ZM181 77V78H180ZM184 77V78H183ZM195 77H197V78H195ZM225 79H224V78ZM192 78H195V79H192ZM209 78V79H208ZM215 78H218L217 80H215ZM233 78V79H232ZM182 79H184L183 81H182ZM193 81H192V80ZM197 79V80H196ZM199 79V80H198ZM211 79V81H214V82H211L212 84H208V83H210L209 82V80ZM221 79V80H220ZM207 80H208V82H207ZM230 80V81H229ZM236 80V81H237ZM240 80V79H239ZM240 80V81H241ZM246 80V81H245ZM191 81V82H190ZM215 81H217V82H220V84H219V86L221 87L220 89H219V92H220V94L222 95L223 94V97L217 92V90H211L210 92L208 91V90H204V91H208L209 93H211V94H209L208 92H206V93H204V92H202V90H197L196 92H198L199 94H200V96H199V94H198V97H197V93L195 92V91H190V92H187L186 91V87L188 86V87H190V84H193V83H202V85L204 84V83H206V87H207V85H209L208 87H210V85L211 86H218V84L216 83L215 84ZM224 82H225V85H224ZM231 82V83H230ZM237 82H239V81H237ZM237 82H235L234 84H235V86L238 84ZM187 84V86H186V84ZM221 83H223V84H221ZM183 85V86H182ZM204 86V87H205ZM223 86H225L224 87V91H223V93H221V89H223L222 87ZM229 86V87H228ZM234 86V85H233ZM232 86V87H233ZM207 87V88H208ZM184 88V89H183ZM229 88V89H228ZM228 89V90H227ZM175 91V92H174ZM200 91L204 94V97H203V95L200 93ZM171 92V93H170ZM224 92H225V94H224ZM229 94H228V93ZM186 93H192L191 94V96H192V98H193V100L195 99L196 100V98H197V100L195 101H193L192 100V98H189L188 97V103L186 104ZM208 93V94H207ZM171 94V95H170ZM209 96H207V95ZM227 94V95H226ZM177 95V96H176ZM178 95L180 96L179 98H178ZM184 97H183V96ZM190 96V97H191ZM201 96H202V98H201ZM205 96L207 97V99L205 100ZM212 96V97H211ZM225 96H227L226 98L228 99V100H222V98H224ZM167 99H166V98ZM168 97H170V99H168ZM183 97V98H182ZM222 97V98H221ZM165 98V99H164ZM180 98H182V99H180ZM200 98H201V102H199V100H200ZM209 98V99H208ZM181 101H180V100ZM219 99V100H220ZM225 99V98H224ZM178 101V103H177V105H176V102ZM206 101V102H205ZM226 101V102H225ZM228 101H231V103L232 104H229L230 102H228ZM241 103H238L239 105H236V107L237 106H241V104L243 105V102L242 101H240ZM166 103H164L165 105H166ZM180 104H181V106H180ZM236 104V103H235ZM185 105V106H184ZM183 106V107H182ZM210 105H209V107H208V110L206 109V113H204V114H206L207 115V113L208 114H211V115H208L207 116V119H206V116H204V114H201V115H203L202 117L203 118H205V121H210V120H212V121H214L213 123H212V121L211 122H207V123H210V124H208V125H210V128H208L207 129V127H209V126H207V125H203V121H204V119H201V115L200 116H198L200 119H199V121L201 120V122L200 123H197V122H199V121H197V119H196V123H193V125H195V126H193L192 125V127H191V129H192V131L193 130H195L196 128H198V129H196V130H199V126L201 125V127L203 126V128L202 129H204L207 133V135H209L210 133V135H212V133L213 134H215V135H217V136H222L220 133L222 132L221 131V127H223L222 128V130H225L224 129V127H228V126H230L228 123H230V122H227V121H230V119L228 118L229 116L230 117H233V116H231V115H229V116H226L225 114L224 115H220L219 116V114H218V117L216 118V116H214L215 115V111L217 110V109H215V110H212V108H211V113H209L208 111H210V107H211ZM221 106H222V104H221ZM224 106V105H223ZM231 106V107H230ZM171 107V108H172ZM180 107V108H179ZM235 107V108H236ZM176 108V109H175ZM179 108V109H178ZM188 108V107H187ZM215 108V107H214ZM213 108V109H214ZM118 110L119 109H117L116 110V112L115 113H117L118 112ZM174 110V111H173ZM177 110V111H176ZM181 110V111H180ZM239 110V109H238ZM164 111H167V114H165L164 115ZM169 111V112H168ZM171 111V112H170ZM173 111V112H172ZM175 111H176V113L178 112L179 114H178V120H180L181 118L182 119H184L183 120V123H182V120H180V122L182 123L181 125L183 126H181V125H179L180 124V122L176 119L177 117H175V115H174V117H172L173 116V114L175 113ZM183 111V112H182ZM231 111V110H230ZM240 111V110H239ZM166 113V112H165ZM182 113V114H181ZM160 114H163L162 116H160ZM172 116H171V115ZM183 116H181V115ZM181 117H180V116ZM240 115V114H239ZM164 116V117H163ZM176 116H177V114H176ZM226 116V117H225ZM236 116V115H235ZM163 117V118H162ZM171 117H172V121H169L170 119H171ZM197 117V118H198ZM225 117V118H224ZM237 117V116H236ZM241 117V115L239 116V118ZM228 118V119H227ZM242 118V117H241ZM174 119V120H173ZM233 119H235V117L233 118ZM232 118H231V121L233 122L234 120H233ZM244 119V118H243ZM203 120V121H202ZM225 120H227L226 121V123H225ZM244 120H246V119H244ZM243 120V121H244ZM175 121H177V122H179V124H178V126L176 125V123L177 122H175ZM174 122V123H173ZM236 122V120L234 121V123ZM245 122V121H244ZM103 123V124H102ZM117 123H119V125L117 124ZM129 123V124H128ZM213 125H212V124ZM126 124V125H125ZM128 124V125H127ZM131 124H132V126H131ZM136 124V125H137ZM149 124H151V126L153 125L154 127L152 128V129H155V130H152L150 127V125ZM227 124V125H226ZM85 125V124H84ZM122 125V126H121ZM123 125H125V126H123ZM149 125V126H148ZM163 125V126H162ZM198 127H197V126ZM224 125V126H223ZM235 125H236V123H235ZM82 126V125H81ZM103 126V127H102ZM116 126V130H114L115 127ZM140 126L143 128H140ZM180 126V127H179ZM184 126H185V128H184ZM205 126H207V127H205ZM101 127V128H100ZM123 127H126L125 129H123ZM130 129H129V128ZM131 127H132V129H131ZM164 127L166 128V130L164 129ZM170 127V128H169ZM195 127V128H194ZM113 130H112V129ZM121 128V129H120ZM133 128H134V130H133ZM150 128V129H149ZM163 128V129H162ZM229 128V127H228ZM127 129V130H126ZM135 129H137V130H135ZM157 129V130H156ZM171 129V130H170ZM190 129V130H191ZM207 129V130H206ZM210 129H212L211 131H210ZM64 130H66V129H64ZM96 130H98L97 132H99L98 134H97V132H96ZM100 130V131H99ZM124 130V131H123ZM142 130V131H141ZM218 131V133H217V131ZM115 131H116V133H115ZM119 131H120V133H119ZM146 131V132H145ZM165 131H166V133H165ZM171 131V132H170ZM141 132H143V134H145V136L143 135L142 137H135V135H140L141 134ZM208 132H209V134H208ZM110 133V134H109ZM264 133V132H263ZM74 135L76 134V133H73ZM101 134V136H107V137H99L98 138V136ZM112 134H113V136H112ZM115 134V135H114ZM151 134V135H150ZM162 134V135H161ZM170 134V135H169ZM193 134V133H192ZM167 135V136H166ZM169 135V136H168ZM174 135V136H173ZM181 135H183L182 137H181ZM109 136V137H108ZM154 136H156V137H154ZM224 136H226V135H224ZM127 139H126V138ZM151 137H153V138H151ZM160 137V138H159ZM168 137H170V139H167ZM114 138V139H113ZM140 138V139H139ZM142 138V139H141ZM144 138V139H143ZM151 138V139H150ZM185 138V139H184ZM223 138V137H222ZM109 139V140H108ZM112 139V140H111ZM149 139V140H148ZM181 139L182 140H184V141H182L181 142ZM85 140V141H84ZM111 140V141H110ZM115 140V141H114ZM124 140V141H123ZM128 140V141H127ZM130 140H131V142H130ZM139 140V141H138ZM140 140H142L141 142H140ZM150 140H152L151 141V144H149V141ZM156 140H158V142H156ZM167 140H168V142H167ZM221 140V139H220ZM224 140V139H223ZM225 140L227 141V142H230L229 140H231V139H226L225 138ZM224 140V141H225ZM92 141V142H91ZM95 143H94V142ZM97 141V142H96ZM155 141V142H154ZM162 141V142H161ZM174 141V142H173ZM176 141V142H175ZM181 142V144H178V142ZM189 141H190V143L191 144H189V146H190V149H187V148H189V146H188V144L187 143H189ZM196 141V142H195ZM211 141V140H210ZM216 139H212V141H211V143H212V146H214V147H216V146H218V145H216ZM222 141V140H221ZM232 141V140H231ZM82 142V143H81ZM91 142V143H90ZM103 142V143H102ZM114 142V143H113ZM126 142H127V144H126ZM148 142V143H147ZM164 142V143H163ZM179 142V143H180ZM184 142V143H183ZM187 142V143H186ZM214 142V143H213ZM220 142V141H219ZM235 142V141H234ZM97 143V144H96ZM109 143H111V145H112V147H111V145H108ZM118 143V144H117ZM122 143V144H121ZM155 143V144H154ZM157 143V144H156ZM174 143V144H173ZM176 143V144H175ZM217 143H218V141H217ZM230 143H233V141L232 142H230ZM80 144V145H79ZM82 144H83V146H82ZM153 144V145H152ZM161 144V145H160ZM183 144V145H182ZM219 144V143H218ZM77 145V146H76ZM100 145V146H99ZM106 145V146H105ZM122 145V146H121ZM149 145V146H148ZM157 145H158V147H157ZM174 145H175V148H174ZM178 145V146H177ZM179 145L180 146H182L183 148L185 147H187L186 149L188 150H186L185 148H184V150H182L181 148L182 147H180L179 148V150H178V147H179ZM185 145V146H184ZM216 145V146H215ZM53 146H55V147H53ZM79 146V147H78ZM107 147L106 149H105V147ZM154 146H156L155 148H154ZM177 146V147H176ZM50 147V148H49ZM58 147V148H57ZM91 147V148H90ZM93 147V148H92ZM115 147V148H114ZM127 147V148H126ZM142 147V148H141ZM152 147V148H151ZM173 147V148H172ZM109 148H113V149H116L118 152H119V154H121V153H123V155H120L119 157H121V158H119V163L116 165V175H117V173H118V171H120L121 173H124L125 174V177H127V183L125 182V184H123L124 186H120V185H113V186H108V185H110V180H112V179H109L108 178V175H107V173H106V175H105V177L103 176L105 173H103L102 172V170L101 169H95V168H93L94 166V164H93V162L94 163H96V161H97V159H95L94 157H96V155L98 156H101L102 158L101 159H105V160H103L102 161V163H100V165H97V164H99L98 162L96 163V165L95 166H101V165H104L105 164V161L106 160H108L109 159V157H110V153H109ZM157 148V149H156ZM168 148V149H167ZM192 148V149H191ZM48 149V150H47ZM57 149V150H56ZM104 149V150H103ZM122 149V150H121ZM130 149V150H129ZM137 149V150H136ZM139 149V150H138ZM151 149H155V150H157L158 152H156L155 150H154V152H156L155 154L156 155H158L157 153H159V150L161 151L160 153H159V156H157V157H155L156 155L154 154V160H155V162H156V165H155V162L154 161H152L151 160V162H152V164L150 165L149 163H151L150 162V159L153 157L152 155H153V151L151 150V152H150V150ZM173 149V150H172ZM175 149V150H174ZM75 150H77V151H75ZM86 150V151H85ZM171 150V151H170ZM55 151V152H54ZM57 151V152H56ZM76 153H78V154H76ZM79 151V152H78ZM83 151V152H82ZM121 151H123V152H121ZM174 151V152H173ZM177 151V152H176ZM180 151H184V153H185V151H187L188 152V154L187 153H183L184 155H185V160H183V155H182V152H181V154H180ZM147 152V153H146ZM170 152V153H169ZM172 152H173V154H172ZM176 152V153H175ZM76 155H75V154ZM151 153V154H150ZM166 153V154H165ZM175 153V154H174ZM179 153V154H178ZM195 153V154H194ZM61 154V155H60ZM63 154H64V156H63ZM81 154V155H80ZM87 154V155H86ZM145 154V155H144ZM177 154V155H176ZM161 155H162V157H161ZM164 155V156H163ZM166 155L168 156V157H170V158H167L166 157ZM180 155H182L181 156V158H180ZM202 155V154H201ZM214 155V154H213ZM64 158H62V157ZM74 156V157H73ZM94 156V157H93ZM126 156H128V157H126ZM146 156V157H145ZM177 156H179L178 158H177ZM197 156V157H196ZM209 156V155H208ZM148 157V158H147ZM161 157V158H160ZM166 157V158H165ZM171 157L174 159V161H173V159H171ZM213 157H215L216 158V155H214V156H212V155H210V158L211 159H214L215 160V158H213ZM224 157V156H223ZM91 158H94L96 161H94V159H91ZM127 158V159H126ZM128 158H130V159H128ZM146 158H147V161H146ZM150 158V159H149ZM155 158H157V160L155 159ZM163 158V159H162ZM220 158V157H219ZM219 158H217V159H219ZM222 158V157H221ZM91 159V160H90ZM149 159V160H148ZM160 159V160H159ZM164 159L166 160V161H164ZM178 159H180L179 161H178ZM224 159V158H223ZM93 160V161H92ZM126 160L127 161H129V162H126ZM131 160H132V162H131ZM169 160V161H168ZM172 162H171V161ZM176 160L178 161L177 163H179L177 166V168L178 169H186L185 171L184 170H182V171H184V172H182V173H185L186 175V177L184 176V174H183V176L185 177V179H186V181L185 180H183V181H180V180H182V179H178V178H176L175 176H173L174 174L173 173H175L174 172V170L173 169H175V168H173L172 169V167L170 166V164H168L169 166H168V168L170 167L171 169H169V170H171V171H164L163 172V169L164 170H166L165 168H162V167H164V165L168 162V163H173V162H175L176 163ZM182 160V161H181ZM40 161H45V160H40ZM91 161V162H90ZM98 161H100V160H98ZM136 161V162H135ZM137 161H138V163H137ZM140 161V162H139ZM143 161V162H142ZM146 161V162H145ZM163 161V162H162ZM183 161H185V162H183ZM217 161V160H216ZM218 161H220V160H218ZM217 161V162H218ZM104 162V163H103ZM123 162H125V163H123ZM162 162V163H161ZM165 162V163H164ZM129 163H132L133 165H129ZM143 164V166H142V164ZM146 163H148V165L146 164ZM161 164L160 166H159V164ZM187 163H189L188 161H187ZM216 163V162H215ZM128 166H127V165ZM145 164H146V167H145ZM217 164H221L220 162L219 163H217ZM140 165V166H139ZM150 165V167H147V166H149ZM158 165V166H157ZM172 166H176V164H171ZM184 165V167H182V166ZM186 165H188L186 168H185V166ZM63 166H65V164H63ZM91 166H93V167H91ZM130 166V167H129ZM137 166V167H136ZM166 166V165H165ZM90 167L92 168V170H90ZM156 169V171L158 170H160L161 169V171L164 173H162L163 174V176H165L167 173L166 172H168V174H170V175H168L167 174V176H168V178L166 177V179L164 178V177H162L161 175H156L157 174V172L154 170V168ZM157 167V168H156ZM159 167V168H158ZM198 169H197V168ZM229 167V168H228ZM119 168V169H118ZM152 168V169H151ZM176 168V169H177ZM94 169V170H93ZM152 171H151V170ZM172 170H173V172H172ZM187 170V171H188ZM191 170V171H192ZM228 170H229V172H228ZM89 171H95L94 173H90ZM154 171V173L155 174H153L152 172ZM119 172V173H120ZM190 172V171H189ZM261 172V171H260ZM259 172V174H260V177H261V179H259L260 177H256V178H258L257 180L255 179V184H256V181H258V183H259V185L261 184L262 186H263V184L264 183H262L261 182V180L263 181V177H264V172L261 174ZM100 173H102V174H100ZM181 174V170L178 172V174H177V177H181V178H184V177H182V176H180V174ZM190 173H192V172H190ZM203 173H205V172H203ZM225 173H227V174H225ZM95 174V176H93ZM97 174V175H96ZM123 174V175H124ZM150 174V175H149ZM158 174H160V172H158ZM225 174V175H224ZM228 174H229V176H228ZM258 174V175H259ZM100 175H102L103 177H104V179L102 180V176L100 177ZM156 175V178L157 179H155V176ZM174 177H172V176ZM202 175V176H201ZM209 175V176H208ZM262 175V176H261ZM128 176H129V178H128ZM150 176V177H149ZM153 176V177H152ZM171 178H170V177ZM201 176V177H200ZM203 176H206V177H203ZM213 176H215V179H213ZM84 177V178H83ZM151 178V180L149 179V178ZM164 179V184H162V181H161V179L162 178ZM202 177H203V179H202ZM106 178V179H105ZM108 178V179H107ZM134 178V179H133ZM148 178V179H147ZM160 178V179H159ZM170 178V179H169ZM188 178V179H187ZM197 178V179H196ZM234 178H232V179H234ZM236 178L238 179V180H236ZM85 179V180H84ZM133 179V180H132ZM155 179V181L153 182L152 180H154ZM162 179V180H163ZM175 179L177 180L178 179V181H180V183H178V185H176V183L178 182V181H175ZM228 179V178H227ZM82 180V181H81ZM130 180H131V184H130ZM137 181V183H135V186H133L134 185V182L133 181ZM146 180H150V181H146ZM157 180H160V183H159V181H157ZM166 180V181H165ZM220 180H219V182H220ZM84 181V182H83ZM86 181H88V182H86ZM108 181V182H107ZM160 184L159 186H160V188H159V186L157 185L158 183ZM205 181V182H206ZM231 181V182H232ZM239 181H240V183H239ZM97 182H98V187H97ZM140 182L142 183V184H140ZM144 182H147V183H145L144 184ZM204 182V183H205ZM211 182V183H212ZM232 182V183H233ZM238 182V183H237ZM245 182V183H244ZM249 182H250V179H249ZM252 182V181H251ZM254 182V181H253ZM251 183V184H254V183ZM95 183H96V186H95ZM102 183H104L105 185L107 184V188L109 187L110 189H108V190H111V188H113L111 191H107V193L109 192V194L112 196V199H111V196L110 195H108V194H103V196H102V198H101V200L97 203V204H99V205H92V203H91V200H92V190L91 189H93L92 187H94V192H95V190H97V189H95V187L96 188H100V189H103L104 190V187H105V185L104 184H102ZM150 183V184H149ZM156 183V184H155ZM235 183H233V184H235ZM129 184H130V186H129ZM138 184H139V186H138ZM152 184V185H151ZM164 185V186H162V185ZM217 184H219V183H217ZM235 184V185H236ZM104 185V186H103ZM129 186V187H126V186ZM138 186V188L139 189H137V186ZM141 185V186H140ZM143 185H145V186H143ZM150 185V186H149ZM156 185H157V187H156ZM179 185H180V187L182 188V190L180 189V188H178L179 187ZM197 185H195V186H193V187H195L196 189H198V188H200V187H198ZM249 186H250V184H248ZM260 185V189L262 190V188L264 189V186L262 187ZM115 186H117V188H118V190L119 191H121V193L118 191V190H116V188H115ZM144 187L143 189L141 188V187ZM153 188H152V187ZM156 187V189H158V190H156L155 189V187ZM248 186V187H249ZM102 187V188H101ZM125 187H126V189H127V191H126V189H125ZM131 187L132 188H136L137 189V191H135L134 189V191H132V189H131ZM246 187H247V185H246ZM246 187L244 186V188L246 189ZM247 187V188H248ZM82 188V189H81ZM106 188V187H105ZM122 188V189H121ZM129 188L131 189V190H129ZM145 188L147 189V190H150L151 188L152 189H155V190H150L149 191V193L148 192H146L147 190H145ZM184 188V189H183ZM202 188H200V189H202ZM86 189V190H85ZM121 189V190H120ZM189 189H193V191L195 190V191H197L196 189H194V188H189ZM199 189V190H200ZM249 189H250V187H249ZM248 189V191H250L251 192V190H249ZM77 190V191H76ZM83 190V191H82ZM85 190V191H84ZM107 190V189H106ZM106 190H105V192H106ZM118 191L120 194V197H123V194H124V191L125 192H127V193H125V196H126V194H128V195H130L132 192H136L137 193V195H136V193L134 194V193H132V195H130V198L132 197L133 198V196H135V198H133V199H136V200H134V201H137V199H138V202H137V204L138 205H136L135 204V206H134V204L132 203L131 204V202H133L132 200H130V198H129V196L127 197V198H129V199H126V197H124L125 199H123V200H125L124 202H123V204H122V202L121 201H119V197H117L118 198V201H116L115 202V200H114V197L116 198V196H113V193L115 194V195H118V193L117 192H114V191ZM167 190V191H166ZM183 190H186L185 192L183 191ZM203 190V189H202ZM201 190V191H202ZM81 191V192H80ZM113 191V192H112ZM128 191H130L131 193H128ZM144 191H145V193L147 194H150L151 192H153L154 191V196H152L153 195V193H151L152 195H151V197H147V195L146 194H144V196H146V198H148V200L147 201H145L146 199L143 197V193H144ZM155 191H158V194H156L157 192H155ZM140 194H139V193ZM142 192V193H141ZM182 192L184 193L183 195H180V194H182ZM89 193V194H88ZM112 193V194H111ZM176 193V194H175ZM189 193H191V192H189V190H188V199H194V198H189ZM210 193V192H209ZM84 194H85V196H84ZM142 194V195H141ZM194 194H196L195 192H194ZM199 194H201V192L199 191ZM198 194V195H199ZM251 194V193H250ZM90 195H92V196H90ZM162 195V194H161ZM191 195H193V193L192 194H190V196ZM197 195V196H198ZM83 196V197H82ZM105 196H107L106 197V201H107V198H108V200H109V196H110V201H108L107 203H106V201H104L105 200ZM137 196V197H136ZM142 196L143 197V199H144V201H141V198L140 197ZM169 196V198H167ZM180 196V197H179ZM197 196H196V198L195 199H199V201H200V199H201V196L202 195H200V196H198V198H197ZM210 196H211V193H210ZM253 196V195H252ZM255 196V195H254ZM192 197V196H191ZM193 197H195V195L193 196ZM255 197H258V194H257V196H255ZM89 198H91L90 200H89ZM131 198V199H132ZM140 198V199H139ZM179 198V199H178ZM186 198V197H185ZM251 198V197H250ZM122 199V198H121ZM171 199H173V200H171ZM175 199V200H174ZM257 199H260V196L257 198ZM88 202H87V201ZM104 201V202H102L101 204H102V206L103 207H101V204H100V202L101 201ZM130 201V204L131 205H133V206H129L128 208H130V207H132L133 209L132 210H134L135 208H137L138 209V207L137 206H139V204L140 203H142V204H140L142 207H143V210H144V208L146 207V205L148 206V202H149V205L151 206V209L153 210V212L152 211H148L149 212V214H148V212H146L147 211V209L148 208H150V206L149 207H146V209L144 210V211H142V209L140 208V210L142 211V216H143V218H142V221L140 220L141 218H139L138 217V215H136V217H134V215H135V213H133L132 215L130 214V216L129 217H131V216H133L134 218H136V219H138L139 218V220H136V219H134V220H136V226L134 225L133 227H131L130 228V231H128L129 229H127V228H129L130 227V223H134L135 221H130V220H133L132 218L133 217H131V219L130 218H125L124 219V217H121L122 216V213H124L125 211H123V209H122V207H123V205L125 204V205H129V203H128V201ZM139 200H140V202H139ZM166 200V201H167ZM176 200L178 201L177 202V204H176ZM185 200H187V199H184L183 201H185ZM113 201H114V205H116V207H117V209L115 210V208L113 207V206H110V205H113ZM152 201V202H151ZM167 201V202H168ZM191 200H188V201H186V202H190ZM198 201V202H199ZM253 201V200H252ZM56 202V201H55ZM112 202V204H110V203ZM119 202V203H118ZM120 202H121V206H120ZM150 202H151V204H150ZM180 202V203H181ZM196 202H197V200H196ZM247 202H250V201H247ZM246 202V203H247ZM254 202V201H253ZM253 202H251V203H253ZM60 203V204H59ZM68 203H70L69 205H68ZM72 203H74V205L72 204ZM128 203V204H127ZM135 203V202H134ZM166 203V202H165ZM200 203L201 202H199V206H201L200 205ZM246 203H245V205H246ZM256 203H258V204H255V202L252 204V206H249V205H251V204H249L248 203V206L250 207V208H248L247 207V205L245 206V207H247L248 208V210L247 209H244V210H247V211H249L251 208H253L252 210H250V212L248 213L247 211H245L244 212V210L242 211V213L244 212V214H242L243 215V217L242 218H244L245 220H249V221H251V218L253 217V215H255L256 213H257V209H258V205L260 204V200H258V201H256ZM63 204V205H62ZM89 204H91V205H89ZM106 205V207L108 208L109 206L111 207V211H113V212H109L110 210H106V208H104L105 207V205ZM110 204V205H109ZM159 205H157L158 206V208L156 207V212H158L159 213V211H160V215L162 214V211L161 210H163V208H162V206L160 207V205H162V203H158ZM167 204V203H166ZM182 204H184V203H182ZM181 204V205H182ZM192 203L190 202V205H191ZM58 206V208L56 207V206ZM68 205V206H67ZM72 205V206H71ZM180 205V206H181ZM186 205H188V204H184L183 205V208H185V206ZM196 206L197 204L195 203V204H192V206ZM256 205V206H255ZM55 206V207H54ZM65 206H67L68 208H69V206H71V207H73V206H79V208H81V207H83L85 210H86V213H84V211H83V213L85 214V217H84V215H83V213H82V215L81 214H79V215H77V216H74L73 217V215H66V213L64 212V209H66V208H62V207H65ZM189 206V205H188ZM198 206V205H197ZM76 207V208H77ZM96 207H100V209L98 208V209H96ZM110 207H109V209H110ZM152 207H154V208H152ZM178 207V206H177ZM187 207V206H186ZM244 207V208H245ZM101 208H104L105 209V212H107V214L106 213H104L103 214V212H104V209H101ZM112 208H113V210H112ZM180 208V207H179ZM83 209V210H84ZM157 209H158V211H157ZM161 209V210H160ZM181 209V208H180ZM179 209V210H180ZM102 210H103V212H102ZM123 212H122V211ZM130 210V209H129ZM182 210V209H181ZM181 210H180V212H181ZM93 211V212H92ZM115 211V212H114ZM118 211H120V212H118ZM141 211H140V213H141ZM232 211V210H231ZM99 213L98 215L97 214H95V213ZM108 212H109V216L111 215H113L112 216V219H109V221L111 220L112 222H113V220L116 218V221H117V219L118 218H122V219H124V221L127 223V226H128V224H129V227H127V226H125V223L123 222L122 223V219H119V221H117V223L116 222H113L112 223V225H115V226H111V224H110V228L109 227H107V228H105L104 230H103V228H104V226H108V221H107V223H104L105 222V216L106 215H108ZM118 212V213H117ZM127 212H129V211H126V213ZM131 212H134V211H131ZM138 212H139V210H138ZM137 212V213H138ZM143 212H145L144 213V215L145 216H147V217H145L144 215H143ZM152 212V213H151ZM156 212H154L153 213V216H154V214H156ZM183 212V211H182ZM187 212V211H186ZM234 211H232V216H233V214L234 213H236V212H234ZM88 213L90 214V216H91V218L88 216ZM111 213V214H110ZM253 213H255V214H253ZM94 214V215H93ZM147 214V215H146ZM163 214H164V212H163ZM176 214H178V213H176ZM196 214V213H195ZM248 214V215H247ZM92 215H93V217H96V219H95V221H94V219H93V217H92ZM97 215V216H96ZM99 215H101V216H99ZM119 215H120V217H119ZM148 215H149V217H148ZM150 215H151V217H150ZM197 215H198V217H197V219L199 220V221H202V219H200L201 217H199L200 215L197 213ZM196 215V216H197ZM237 214H234V216H236ZM110 216V217H111ZM118 218H117V217ZM141 216V217H142ZM162 216V215H161ZM195 216V215H194ZM234 216H233V218H234ZM252 216V217H251ZM258 216H260V215H258L257 214V217ZM263 216V218H264V215H262ZM68 217V218H67ZM100 217V218H99ZM114 217V218H113ZM145 217V218H144ZM167 217H169V219L167 218ZM246 217V218H245ZM257 217H253L252 218V220L253 221H255L256 220V218ZM69 218H70V220H69ZM230 220V223L228 224V226H230V224L232 223V222H234L233 223V225L235 224V221L233 220V218H231V216L230 217H228ZM66 219H68V220H66ZM81 219V220H80ZM127 219H129V222L130 223H128L127 221ZM146 219V220H145ZM150 219V220H149ZM159 219V221H157ZM174 219V218H173ZM197 219L195 220V217L193 218V220H195V221H197ZM244 219H241V220H239L240 222L241 221H244V222H247V221H245ZM89 220H93L94 222H96L97 223V226L96 227H91L92 225H96V223L95 224H93L94 222L92 221V222H89ZM104 220V221H103ZM145 220V221H144ZM155 220V221H154ZM166 220H168V221H166ZM175 220V219H174ZM232 220V221H231ZM73 221V222H72ZM76 221V222H75ZM81 221V222H80ZM115 221V220H114ZM140 221V222H139ZM148 221V222H147ZM150 221V222H149ZM152 221H154L155 223H157V225L159 224V226H161L160 228H161V230L163 229L162 228V226L165 228V229H163L164 230V233H163V230L162 231H160L159 232V227L156 225V224H154ZM157 221V222H156ZM164 221V222H163ZM180 221V220H179ZM228 221V222H229ZM120 224H119V223ZM143 224H142V223ZM160 222V223H159ZM165 222H167V223H165ZM172 222V221H171ZM178 222V221H177ZM100 223V225L102 224V223H104L103 225H101V227H102V229H100L101 231L103 230V237L102 236H99V234H98V232L100 231V230H98V226H99V228H100V225H98ZM115 223V224H114ZM147 223V224H146ZM151 223V224H150ZM154 225H153V224ZM170 223V222H169ZM32 224H33V222H32ZM79 224V225H78ZM90 224H92V225H90ZM119 225V228L117 227L118 225ZM141 224V225H140ZM140 225V226H139ZM146 225H151V226H153L152 227V231H151V229L149 230L148 229V231H149V233L147 232V227H146ZM177 225H179V227H180V229H179V227L177 226ZM233 225H231L232 227H233ZM123 226H125V228L124 229H122V230H120L119 231V229H120V227L122 228ZM132 226V225H131ZM142 226H144L143 228H142ZM150 226V227H151ZM154 226H155V229L157 228V230H158V232H159V234L161 235L160 237H158L159 236V234H158V232H157V230H154ZM262 226V225H261ZM139 228V230H138V228ZM149 227V228H150ZM178 227V228H177ZM234 227H236V224L234 225ZM262 227H264V225L262 226ZM91 228L93 229L92 231H91ZM109 228V229H108ZM117 228V229H116ZM135 228V229H134ZM172 228H173V230L175 229V231L177 232H174V233H172V235H171V232H173V231H171L172 230ZM116 229V230H115ZM142 229H145L146 231H144V230H142L143 232L141 233L140 231ZM169 229H170V233H168L169 232ZM186 229V228H185ZM215 229H220V228H215ZM214 229V230H215ZM32 230V229H31ZM96 230V232H95V234L93 233L92 234V232L93 231H95ZM105 230H107L108 232H109V234H107V232H104ZM110 230V231H109ZM118 230V231H117ZM196 230V231H195ZM226 229L224 228V230H223V232L225 231ZM114 231V232H113ZM122 231V232H121ZM128 235H125V233ZM134 231H136L135 233H137V234H133L134 233ZM150 231H151V233H155V231H156V233H155V238H154V235H151V233H150ZM165 231H166V234H165ZM179 231H182L181 233H183V231L185 232V233H187L186 234V236L182 239V237H183V235L185 234H182V236H181V233L179 232ZM216 231H220V230H216ZM29 232V231H28ZM110 232H112V233H110ZM121 234V235H123L122 237L124 238L125 236H127L126 238H124V241H123V239L119 242V240H120V238H121V235L119 234V233ZM128 232V233H127ZM129 232H130V234H129ZM148 233V234H150L149 236H150V238H148L149 236H147V234H144V233ZM161 232H162V234H164L163 236H164V238L162 237V234H161ZM31 233V234H30ZM35 231L33 232V231H31V232H29V233H27L26 235V239H27V241L29 242V240L31 241V243L33 242V240L35 239V237L37 236V235H35ZM91 233V234H90ZM97 233V234H96ZM101 234H102V232H100ZM124 233V234H123ZM138 233H140V235L142 236H139L138 235ZM167 233L169 234V237L168 236H166L167 235ZM200 232H198V234H199ZM15 234H17V232L15 233ZM33 234V235H32ZM90 234V235H89ZM100 234V235H101ZM106 234L108 235L107 237H106ZM144 234V235H143ZM156 234L158 235V236H156ZM173 234L174 235H176V234H180V238L179 239H176V238H174L173 239ZM92 235V236H91ZM94 235H95V237H94ZM105 235V236H104ZM113 235H116L115 237L116 238H114V236ZM125 235V236H124ZM131 235H135L136 237L138 236V237H141L142 239H140L141 241H139L138 243H144L145 244V242H146V244L147 243H149L148 244V249H149V251H147L148 249L145 247L144 248V250L142 249L143 247L142 246H144V245H139V250H138V247H137V245L135 244V242L137 243V241L136 240H138V238H136L135 236L133 237V236H131ZM145 235L147 236V237H145ZM172 237H171V236ZM30 236V239L28 238ZM32 236L34 237V239H31L32 238ZM87 236H89L88 238H87ZM96 236H98V237H96ZM110 236H111V238H112V243H110L111 241H109V243L110 244H108L107 245V243H108V240L107 239H109L110 238ZM120 236V237H119ZM153 236V238H151ZM192 236V237H191ZM95 239H94V238ZM106 237V238H105ZM118 237V238H117ZM129 237H131V239H129ZM163 238V239H165V240H159V241H156V239H158V238ZM168 237V238H167ZM177 237V236H176ZM179 237V236H178ZM187 237V238H186ZM191 237L192 238V240H191V238L189 239V238ZM197 238L198 240H199V242H201V243H198V240H197V243L196 244H199V245H196L195 243H194V240H195V238ZM20 239H22L23 237H22V235H20V237H19ZM90 238V239H89ZM98 238V239H97ZM104 238V239H103ZM128 238V239H127ZM136 238V239H135ZM172 238V240H171V243H168V245L167 246H169V244H172V245H170V249L172 248V249H175V247H177L178 248V246H173V244L176 242V243H178L177 241H179V240H181L180 242H179V245H180V243H182L183 244V242L185 241V240H187V242L189 241V240H191L192 241V244L194 243L195 245H193V246H189L191 243H190V241H189V245H188V247H187V245H186V241H185V245L183 244V247H179V251L177 250V248L175 249V250H172L171 249V251H170V249H169V247H166L165 246V243H166V241L167 240H169V239H171ZM186 238V239H185ZM88 239V240H87ZM94 239V243H93V241H91V240H93ZM117 240V242H118V244L121 246V244L123 245V250L126 248V247H129V249H126V251H125V255L123 254V253H121L122 252V250H121V248L122 247H120V246H118V244H117V246L116 247H119L118 249H120L119 251L117 250V253L118 252H120V255L121 256H119V257H117V255H119V253L118 254H116V247H114V245H115V243L114 242H116V240ZM119 239V240H118ZM126 239V240H125ZM133 239H135L133 242H132V240ZM194 239V240H193ZM245 239V241H246V237L244 238ZM82 240V242H80ZM95 240L98 242H95ZM99 240V241H98ZM102 240V241H101ZM105 241V243H104V241ZM109 240H111V239H109ZM115 240V241H114ZM129 240H131V241H129ZM144 240V241H143ZM175 240V242L174 243H172V241H174ZM177 240V241H176ZM91 241V242H90ZM143 241V242H142ZM162 241H165V243L163 242V243H160V242H162ZM204 241H206V243L204 242ZM81 244H80V243ZM107 242V243H106ZM125 242V243H124ZM129 244H128V243ZM211 242V243H210ZM90 243V244H89ZM113 243H114V245H113ZM127 243V244H126ZM137 243V244H138ZM166 243V244H167ZM207 243H209V244H211V245H207ZM213 243V244H212ZM69 244V245H68ZM92 244V245H91ZM96 244H98V245H96ZM99 244H100V246H99ZM103 244V245H102ZM113 246H112V245ZM130 244H132L133 246H131ZM163 244V245H162ZM181 244V245H182ZM201 244V245H200ZM203 244H204V246H203ZM93 245H95V248H94V246ZM106 245H107V247H106ZM126 245H129V246H126ZM135 245V246H134ZM176 245V244H175ZM210 246V247H207V249H205V251H203V250H201L202 248L204 249V248H206V246ZM216 245V246H215ZM82 246V247H81ZM97 246V247H96ZM110 246H112V247H110ZM126 246V247H125ZM140 246L142 247V248H140ZM152 246V247H151ZM153 246H155L154 248H156L155 250H154V248H153ZM171 246H173V247H171ZM185 246H186V249H187V251H189V250H193L194 249V251L196 250V248L197 247H199V248H197V250L195 251V253H194V251H193V254H191L192 253V250H191V253H190V251L189 252H187L186 251V249H185ZM197 246V247H196ZM201 246H203L202 248H201ZM213 246H215V248L216 249H213ZM76 247V248H75ZM81 247V248H80ZM101 247V248H100ZM104 247H106V250L104 249L103 250V248ZM130 247H134V248H130ZM137 247V248H136ZM194 247V248H193ZM67 248V249H66ZM71 248H73V249H71ZM78 248V249H77ZM92 248H94L93 249V251H92ZM109 248H111V249H109ZM116 248V249H115ZM168 248V249H167ZM185 251H183L182 249ZM189 248V249H188ZM191 248V249H190ZM218 248V249H217ZM80 249V250H79ZM107 249H108V253H109V256H111L112 257V255H113V259H111L109 256L107 257V255H108V253L107 252H105V251H107ZM130 249H134V252H133V250L132 251H130ZM146 249V250H145ZM153 249V250H152ZM158 249H161L160 251H158ZM199 249H200V251H199ZM209 249H211V250H209ZM213 249V250H212ZM83 250V251H82ZM111 250V251H110ZM114 250V251H113ZM138 250V251H137ZM141 250V251H140ZM143 250V251H142ZM157 250V251H156ZM163 250V251H162ZM209 252H208V251ZM68 251V252H67ZM100 251V252H99ZM102 251L104 252V255H103V253H102ZM115 252V253H113V252ZM123 251V252H124ZM127 251L128 252H130L129 254L127 253ZM135 251H137V254H136V252ZM146 251V252H145ZM153 251H154V253H153ZM162 251V252H161ZM207 251V253L208 254H204L205 252ZM84 252V253H83ZM112 252V255L110 254ZM140 252V253H139ZM141 252H142V255H141ZM163 252H165L167 255H165ZM199 252H203V253H201V254H204V255H202L200 258L198 257L199 255L198 254H200ZM213 252V253H212ZM95 253H97L96 255H95ZM127 253V254H126ZM152 253V254H151ZM169 253H170V255H169ZM177 253V254H176ZM217 253V254H216ZM21 254V253H20ZM73 254V255H72ZM116 254V255H115ZM139 254L141 255V256H139ZM146 254V255H145ZM174 254H176V256H173ZM190 254H191V256H190ZM72 257V259H71V257ZM100 255H103V256H105V257H103V256H100ZM126 257V255H127V257L126 258H128V259H126L124 256ZM152 255V256H151ZM172 255V256H171ZM198 255V256H197ZM206 255V256H205ZM144 256H146V258L144 257ZM148 256H149V258H148ZM170 256V257H169ZM181 256V257H182ZM205 256V257H204ZM0 264H42V262H40V261H42V260H44L45 258L44 257H42L41 258V256H40V254H39V252L37 251V250H33V249H30V250H26L25 251V253H24V255L23 256H21V259H19V260H14V259H12V258H5V257H3V256H1L0 255ZM67 257H68V259H67ZM98 257V258H97ZM102 257V258H101ZM132 257V256H131ZM130 257V258H131ZM151 257V258H150ZM174 257H175V259H179V261L178 262H175L174 261ZM198 259H197V258ZM204 257V258H203ZM92 258V259H91ZM99 258H101V259H99ZM108 258V259H107ZM120 258V259H119ZM123 260H122V259ZM184 258V259H185ZM189 258V259H188ZM99 259V260H98ZM116 259H118V260H116ZM144 259V260H143ZM150 259H152V261L150 260ZM191 259V260H192ZM197 259V260H196ZM69 260V261H68ZM115 260L117 261L116 263H115ZM122 260V261H121ZM125 260V261H124ZM128 260V261H127ZM161 260H162V262H161ZM191 260H189V261H187V263L188 264H190L191 262ZM192 260V261H193ZM223 260H224V258H223ZM65 261H67V262H65ZM82 261V262H81ZM105 261V262H106ZM109 261H107V263L106 264H110V262ZM122 263H121V262ZM124 261V262H123ZM149 263H148V262ZM64 262V263H63ZM100 262V263H99ZM134 262H136V260H134V261H132V263H134ZM175 262V263H174ZM223 262V261H222ZM131 263V264H132ZM186 262H185V264H187ZM192 263H194V262H192ZM135 264V263H134Z\"/></svg>",
	"mask_w": 264,
	"mask_h": 264
},
{
	"label": "built area",
	"instance_id": "obj_4",
	"mask_svg": "<svg viewBox=\"0 0 264 264\" xmlns=\"http://www.w3.org/2000/svg\"><path fill=\"white\" fill-rule=\"evenodd\" d=\"M2 4H3V0H0V10H1Z\"/></svg>",
	"mask_w": 264,
	"mask_h": 264
}]
</instances>
